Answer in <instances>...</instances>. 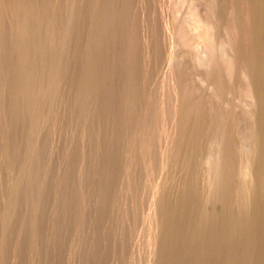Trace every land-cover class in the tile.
<instances>
[{
    "label": "rangeland",
    "instance_id": "1",
    "mask_svg": "<svg viewBox=\"0 0 264 264\" xmlns=\"http://www.w3.org/2000/svg\"><path fill=\"white\" fill-rule=\"evenodd\" d=\"M0 10H3V8L7 9V11L4 9L3 11H0V20H2V17H4L3 19L7 20V21H2L0 22L2 27V29L0 28V264H218L219 262H221V256H220V260L216 259L218 256L217 255H221L222 252V245L219 241H223L222 237H224V223H222L224 220V218H222V216L224 217V215L222 213H224L223 211V204H222V196H221V187H220V182L217 181V179L219 180V174L216 173V176L212 170L209 171L213 172L211 176H209L210 174L208 173V170L211 169V165L209 161V155H206V153L210 154L211 149H217L216 144L213 143L214 146H211L212 142H215V137L219 138L218 135V131L216 128L213 130V132L216 135L213 134V138H209L212 136V134L208 135L209 132V128H208V124L207 121H201V118L203 119L206 115H203V110L205 111V109L207 110V100H206V91H207V85H205L206 83H202L203 81L205 82L206 79L204 76L203 80H199V78H203V76H201V74L204 75V73H198V72H194L193 70V65L191 63H189V65L183 66L180 65L181 61H179L180 63L176 64L174 61V57H175V61L182 59V54H180L179 52H182V47L179 46L177 47L176 44L178 43V41H180V39L178 38L179 36H177V32L174 31L175 28V19L173 20V17L176 18L177 20V13L178 15L181 14L180 12L184 9L185 12H187L188 10V2L189 0H180V3H183L184 1H188L186 3H183V7L180 4L179 6H176L174 3L175 1L173 0H27V2L23 1V0H0ZM29 1V2H28ZM39 1V2H38ZM46 1V2H45ZM64 1V2H63ZM84 3H82V2ZM110 3H109V2ZM168 1V2H167ZM170 1V2H169ZM183 1V2H182ZM201 1V0H199ZM203 1V0H202ZM201 1V2H202ZM5 3V4H2ZM23 2V3H21ZM55 2V3H54ZM59 4H58V3ZM66 7H64L62 4ZM70 2V3H67ZM88 4H87V3ZM108 2V3H106ZM121 2V3H119ZM30 3V4H29ZM33 3V5H32ZM47 3V4H45ZM70 5V6H68ZM83 4V6L81 7V5ZM143 3V4H142ZM13 4V5H12ZM24 4V5H23ZM37 4H40V8L41 11L39 9V6ZM56 4L59 6H56ZM77 4V5H75ZM81 4V5H80ZM87 4V6L85 5ZM116 4V5H115ZM167 4H174L176 6L177 9H174L175 6L173 5H167ZM3 5V6H2ZM11 7H8V6ZM15 5V6H14ZM17 5V6H16ZM28 5V6H27ZM41 5L43 6V8L41 7ZM47 5V7H46ZM51 6L50 9L54 10L51 12V10L49 9V7ZM54 5V7H53ZM85 5V7H84ZM90 5V7H89ZM110 5V7H109ZM131 5V6H130ZM14 6V8H12ZM23 6V8H22ZM25 6V8H24ZM27 6V7H26ZM34 6V7H33ZM101 7V15H104L102 17H105V22H107V24H110L113 22V20H118L115 22V24H117L115 26V24L112 26L109 25L107 26V24L103 21L104 18H102L101 22H98V19L95 18V14L93 9L96 7ZM103 6V7H102ZM117 6V7H116ZM7 7V8H6ZM19 7V8H18ZM22 9H21V8ZM32 7V9H31ZM76 7V9H75ZM78 7V9H77ZM187 7V9L185 8ZM27 8V10H26ZM36 8V10H35ZM61 8V9H60ZM105 8V9H104ZM119 8V9H118ZM124 8V9H123ZM174 10H173V9ZM181 8V9H180ZM25 9V11L23 10ZM31 9V14L29 12V10ZM44 9V11H43ZM55 9H59V10H55ZM71 9V10H69ZM76 10L75 12H73V10ZM85 9V10H84ZM99 9V10H100ZM112 11H111V10ZM167 9V10H166ZM169 9V10H168ZM14 10V11H13ZM17 10V11H16ZM21 10V11H20ZM34 10V11H33ZM62 10V11H60ZM67 10V12H66ZM82 10V11H81ZM131 10V11H130ZM176 10V11H175ZM181 10V11H180ZM184 10L182 13H184ZM7 13H6V12ZM11 11V12H9ZM26 11H28L27 13H25ZM57 11V12H56ZM61 13H60V12ZM72 11V12H71ZM105 13L107 15L106 12H108L107 18L106 19V15L102 14ZM134 11V13H133ZM136 11V12H135ZM22 12V13H21ZM33 12V14H32ZM37 12H41V13H37ZM71 12V13H70ZM89 12V13H88ZM114 12V13H113ZM127 12V13H126ZM132 12V13H131ZM171 12H175L176 15H173V17L171 16L173 13ZM14 13V15H13ZM18 13V14H17ZM45 13V14H43ZM56 13H59L56 14ZM69 13V14H68ZM76 15H75V14ZM118 15H117V14ZM167 13V14H166ZM174 13V14H175ZM20 14V15H19ZM26 14V15H25ZM36 14V15H35ZM40 14V16H39ZM43 14V15H41ZM51 14V16H50ZM53 14V16H52ZM87 14V15H86ZM92 14V15H91ZM121 14V15H120ZM127 14V15H126ZM3 15V16H2ZM6 17H5V16ZM9 15V16H8ZM69 15V16H67ZM70 15L73 17H70ZM13 16V17H11ZM18 16V18H16ZM21 16V17H20ZM24 16V17H23ZM26 16V17H25ZM29 16V17H28ZM37 16V17H36ZM44 18H43V17ZM63 18H61V17ZM82 16L84 18H82ZM118 18H120L121 20H119ZM122 16V17H121ZM133 16V17H131ZM40 17V18H39ZM48 17V18H47ZM49 17H52L53 20H51ZM54 17V18H53ZM69 17V18H68ZM86 17H88L86 19ZM126 17V19H124ZM9 18V19H8ZM30 18V19H29ZM47 18V19H46ZM79 18V19H78ZM100 18V16H99ZM114 18V19H113ZM132 18V19H130ZM134 18V19H133ZM26 19V20H25ZM30 21H29V20ZM32 19V20H31ZM37 19L42 20V21H37ZM45 19V20H44ZM50 19V20H49ZM62 19V20H61ZM65 19V20H64ZM68 19V20H67ZM72 19V20H70ZM80 19L82 21H80ZM20 20V21H18ZM47 20V21H46ZM50 22H49V21ZM60 20V21H58ZM67 20V22H66ZM70 20V21H69ZM77 20V21H76ZM107 20V21H106ZM169 20V21H168ZM13 21V22H12ZM18 21V22H17ZM22 21V22H21ZM24 21V22H23ZM35 21V22H34ZM37 21V22H36ZM52 21V22H51ZM56 21V22H55ZM62 21V22H61ZM74 21V22H73ZM87 21V22H86ZM112 21V22H110ZM122 21V22H121ZM132 21V23H131ZM10 23L5 24V23ZM55 24H54V23ZM59 22V25L57 24ZM76 22V23H75ZM79 22V23H78ZM98 22V23H97ZM128 22V23H127ZM175 22V23H174ZM4 23V24H3ZM17 25L15 26L14 25ZM18 23V24H17ZM20 23V25H19ZM27 23V24H26ZM35 23V24H34ZM38 23L40 25H38ZM51 25H49V24ZM86 23V24H84ZM105 23V24H103ZM121 23V24H119ZM130 23V24H129ZM173 23V24H171ZM24 24V26H23ZM44 24V25H41ZM72 24V25H71ZM84 24V25H83ZM98 24V25H97ZM103 24V25H101ZM133 24V25H132ZM169 24V26L167 25ZM8 27H6V26ZM48 25V26H47ZM77 25V26H76ZM119 25V26H118ZM123 25V26H122ZM15 26V29L14 27ZM22 26V27H20ZM26 26V27H25ZM58 26V27H57ZM74 29H71L70 28ZM101 26V27H100ZM113 28H112V27ZM135 26V27H133ZM29 27V28H28ZM46 27V28H45ZM84 27V28H83ZM106 29H105V28ZM127 27V28H126ZM130 27V28H129ZM172 27V30H171ZM36 28V29H35ZM40 28V29H39ZM42 28V29H41ZM45 30H44V29ZM57 28V29H56ZM59 28V29H58ZM60 28H61V32L63 31L64 33L60 32ZM82 28V29H81ZM86 28V29H85ZM97 28L99 29V34H100V29H102L103 34L105 35L107 33V37H105L102 32L101 34L97 36ZM116 30H115V29ZM120 28V30H119ZM124 28V29H123ZM165 28H168L170 33H168V29L165 30ZM11 29V31H10ZM14 32H13V30ZM29 29V31H27ZM48 31H47V30ZM63 29V30H62ZM66 29V30H65ZM90 29V30H89ZM123 29V30H122ZM126 29V30H125ZM18 30V31H17ZM27 32H26V31ZM39 30V31H38ZM70 30V32H69ZM97 30V31H96ZM107 32H104V31ZM113 30V31H112ZM115 30V31H114ZM118 30V31H117ZM6 31V32H4ZM16 31V32H15ZM23 31V32H22ZM37 31V34L36 32ZM43 31V32H42ZM50 31H52L50 33ZM56 31V32H55ZM67 31V32H66ZM111 31V32H110ZM120 31V32H119ZM2 32V33H1ZM26 32V33H25ZM29 32V33H28ZM35 32V34H34ZM39 32V33H38ZM45 32V34H44ZM81 32V33H80ZM97 32V33H96ZM119 32V33H118ZM124 32V33H123ZM127 32V33H126ZM133 32V33H132ZM176 32V33H175ZM7 33V34H6ZM57 33V34H56ZM69 33L73 34L69 35ZM86 33V34H85ZM92 33V34H91ZM96 33V36H95ZM113 33V34H112ZM123 33V34H122ZM10 34V35H9ZM12 34V35H11ZM42 34V35H40ZM48 34V35H47ZM66 34V35H64ZM89 34V35H88ZM115 34V35H114ZM126 34H128L126 36ZM165 34H170L165 36ZM175 34V35H173ZM2 35V37H1ZM8 35V36H7ZM17 35V36H16ZM24 35V36H22ZM32 35V37H31ZM37 35V36H36ZM114 35V36H113ZM117 35V37H116ZM21 36V38H20ZM45 36V37H44ZM47 36V37H46ZM57 38H56V37ZM61 36V37H60ZM95 36L96 40H93ZM175 36L176 39H175ZM6 39H5V38ZM11 38H15V41ZM23 37V39H22ZM38 37V38H37ZM64 37V38H63ZM70 37H72L70 39ZM97 37H99L97 39ZM116 37V38H115ZM27 38V40H26ZM32 38V39H31ZM41 38V40H40ZM46 38V39H45ZM89 38V39H88ZM102 38V40H101ZM108 38V39H107ZM118 38V39H117ZM7 39H9L7 42H5ZM18 39V40H17ZM19 39L23 40L21 41V44H19ZM66 41H64V40ZM125 41H124V40ZM172 39L173 42L175 43L176 41L177 43H175L174 48L172 45ZM4 40V41H3ZM13 40V41H12ZM25 40V43H23ZM39 40V41H38ZM71 40V41H70ZM105 42H104V41ZM121 40V41H120ZM13 42V43H9V42ZM19 41V42H18ZM27 41V42H26ZM52 41V42H51ZM73 41V42H72ZM76 41V42H75ZM99 41V43L102 41L103 47L101 49L102 44H99V48H98V44L95 42ZM111 41V43H110ZM123 41V43H122ZM171 41V43H170ZM3 42V43H2ZM17 42V43H16ZM48 42V44H47ZM60 42V43H59ZM70 45H68L67 43ZM82 42V43H81ZM119 42V43H118ZM153 42V44H151ZM6 43V44H5ZM15 43V44H14ZM23 43V44H22ZM35 43V44H34ZM55 43V44H54ZM59 43V44H58ZM93 43V44H92ZM105 43V44H104ZM121 43V44H120ZM14 44V45H13ZM18 44V45H16ZM37 44V45H36ZM74 44V45H73ZM76 44V45H75ZM94 44L97 46L98 49H100L102 52L97 51H93L96 49V46H94ZM167 44V45H165ZM171 44V45H170ZM11 45V46H10ZM35 45V46H34ZM57 45V46H56ZM59 45V46H58ZM119 45V46H118ZM152 45V46H151ZM178 45V44H177ZM22 46V47H20ZM24 46V47H23ZM33 46V47H32ZM43 46V47H42ZM53 46V47H52ZM75 46V47H74ZM79 46V47H77ZM90 46V47H88ZM113 46V47H112ZM123 46V48H122ZM32 47V48H31ZM62 47V48H61ZM106 49H105V48ZM125 47V48H124ZM45 50H43V49ZM72 48V51H71ZM111 50H109V49ZM119 48V49H118ZM122 48V49H121ZM164 48V49H163ZM179 48V49H178ZM17 49H19L17 51ZM50 49V50H49ZM128 49V50H127ZM169 49L172 52H169ZM175 49H177V51L179 50V52H176ZM48 50V51H47ZM63 50V51H62ZM70 50V51H69ZM92 50V51H91ZM122 50V51H120ZM9 51V52H8ZM23 51V52H22ZM25 51V53H24ZM35 51V52H34ZM41 51V52H40ZM57 51V52H56ZM86 51V52H85ZM107 51V54H105ZM109 51V54H108ZM155 51V52H154ZM6 52V53H5ZM20 54H18V53ZM29 52V54H28ZM50 52V53H49ZM89 52V53H88ZM111 52V53H110ZM116 52V53H114ZM124 52V53H123ZM168 52V53H167ZM7 53L9 54V56L7 55ZM15 53V54H14ZM43 53V54H41ZM53 53V54H52ZM57 53V54H56ZM60 53V54H59ZM87 53V54H86ZM100 53V54H99ZM117 53H121L120 55ZM177 53V55H176ZM13 54V56H11ZM21 55V57H19ZM31 54V55H30ZM34 56H33V55ZM51 54V55H50ZM81 54V55H80ZM169 54V56L167 55ZM174 54V55H172ZM27 55H29L31 58H36V59H32L30 57H28ZM55 55V56H54ZM68 55V56H67ZM79 57H78V56ZM86 55V56H85ZM92 57H91V56ZM97 55V56H96ZM101 55V56H100ZM112 55V56H111ZM116 55V56H115ZM181 55V56H180ZM38 56V58H37ZM40 56V57H39ZM122 56V57H121ZM129 56V57H128ZM153 56V57H152ZM2 57H5L2 60ZM9 57V58H7ZM11 57L13 59H11ZM23 57V58H22ZM56 57V58H55ZM104 57V59H103ZM108 57V58H107ZM118 57V58H117ZM158 57V59H157ZM169 57V58H168ZM172 60H170V58H172ZM28 58H30L28 60ZM80 58V59H79ZM91 58V59H90ZM102 58V59H101ZM179 58V59H177ZM56 59V60H55ZM59 59H61L60 61H58ZM68 61H67V60ZM73 59V61H72ZM85 59V60H84ZM98 59V60H97ZM113 59H116L115 61ZM118 59V60H117ZM169 59V60H168ZM14 60V61H13ZM28 60V61H27ZM31 60V61H30ZM46 60V62H45ZM50 60V61H49ZM89 60V61H88ZM107 60V61H106ZM121 60V61H120ZM10 61V62H9ZM57 61V63L55 62ZM66 61V62H65ZM88 61V62H87ZM118 61V62H117ZM164 61V62H163ZM3 62V63H2ZM32 62V63H31ZM52 62V63H51ZM63 62V64H61ZM87 62V63H86ZM96 63L94 65V63ZM104 62V63H103ZM118 66H117V63ZM121 62V63H120ZM174 64L172 66V64ZM11 63V64H9ZM35 63V64H33ZM69 63V64H68ZM72 65H71V64ZM112 63V64H110ZM19 64V65H17ZM21 64V65H20ZM35 67H33V65ZM58 64V65H57ZM67 64V65H66ZM81 64V65H80ZM115 64V65H114ZM158 64V65H157ZM164 64V65H163ZM176 64V68H179L178 70L175 68L172 71V68H174ZM13 65V66H12ZM14 65H16L14 67ZM30 65V66H28ZM41 65V66H40ZM61 65V66H59ZM80 65V66H79ZM171 65V66H170ZM192 65V67H191ZM18 66V67H17ZM21 68L22 72H20V74H22V76L20 77V74H18V68ZM103 66V67H102ZM113 66V67H112ZM123 66V67H122ZM165 66V67H164ZM171 70H170V67ZM2 67V68H1ZM3 67L5 69H3ZM9 67V68H8ZM60 67V68H58ZM66 67V68H65ZM69 67V68H68ZM92 67V68H91ZM114 70H112L111 69ZM120 67V68H119ZM169 67V68H168ZM186 67V68H185ZM189 67H191L189 69ZM13 68V69H12ZM19 68V70H20ZM34 68V69H33ZM69 71H68V69ZM104 68V69H103ZM115 68V69H114ZM157 68V69H156ZM9 69V70H8ZM13 71H12V70ZM71 69V70H70ZM73 69V70H72ZM109 69V70H108ZM130 69V70H129ZM189 69V70H187ZM60 70V71H59ZM85 70V71H84ZM93 70V71H92ZM151 70V71H150ZM153 70V71H152ZM184 70V71H183ZM186 70V72H185ZM192 70V71H191ZM197 71H200V69L197 67L196 69ZM195 70V71H196ZM202 70V69H201ZM30 71V73H29ZM37 71V72H36ZM43 71V73H42ZM57 71V73H56ZM60 73H59V72ZM67 71V72H66ZM74 71V72H73ZM79 71V72H78ZM126 71V72H125ZM155 71V72H154ZM157 71V72H156ZM10 72V74H8ZM71 72V73H70ZM76 72V73H75ZM81 79H80V76ZM89 72V73H88ZM151 72V73H150ZM185 72V73H183ZM193 72V73H192ZM5 73V75L3 74ZM23 73H24V77H23ZM32 73V74H31ZM70 73V74H69ZM73 73V74H72ZM93 73V74H92ZM99 73V74H98ZM101 73V74H100ZM107 73V74H106ZM111 73V74H109ZM117 73V74H116ZM175 73V74H174ZM178 75H177V74ZM190 73V74H188ZM198 73V76H197ZM3 74V75H2ZM18 75L16 77H14L13 79V75ZM26 74L29 75L27 78ZM34 74V75H33ZM42 76H39V75ZM44 74V75H43ZM75 74V75H74ZM113 74V75H112ZM131 74V75H130ZM172 74V78L170 79V76ZM174 74V75H173ZM184 74V76H183ZM196 76H194V75ZM9 75L11 77H9ZM32 75V76H31ZM77 75V76H76ZM84 75V76H82ZM91 75V76H90ZM177 75V76H176ZM180 75L179 80L177 79V77ZM4 76V77H3ZM8 76V77H7ZM31 76V78H30ZM36 76V77H35ZM38 76V77H37ZM62 76H64L63 78H61ZM100 76V77H99ZM102 76V77H101ZM186 76V77H185ZM43 78V81L42 78ZM46 77V78H45ZM48 77V78H47ZM95 77V78H94ZM113 77V78H112ZM153 77V78H152ZM192 77V78H191ZM10 80L13 79V80ZM21 78V79H19ZM28 80V84L27 82L25 83L26 80ZM36 78V79H35ZM50 78V79H49ZM100 80H99V79ZM103 78V79H102ZM144 78V79H143ZM152 78V79H151ZM175 78L176 81L175 82ZM5 79V80H4ZM16 79V80H15ZM49 79V80H48ZM68 79V80H67ZM70 79V80H69ZM74 79V80H73ZM77 81H76V80ZM88 79V80H85ZM173 79V80H172ZM187 79V82H185ZM2 80V81H1ZM24 80V83H23ZM36 80V81H35ZM62 80V81H61ZM84 80V81H83ZM97 80V81H96ZM113 80V81H112ZM127 80V81H126ZM172 80V82L176 83L178 85V83H185L184 84V89H182V84L181 87L173 84H170L169 81ZM189 80V82H188ZM195 82H192V81ZM10 81V82H8ZM14 81V82H12ZM31 81V82H30ZM46 81V82H45ZM50 81V82H48ZM68 81V82H67ZM73 81V82H72ZM82 81V82H81ZM100 81V82H99ZM118 81V83H117ZM202 81V82H201ZM2 82V83H1ZM36 82V83H35ZM45 82V83H44ZM105 82V83H104ZM120 82V84H119ZM7 85H6V84ZM10 83H12L11 85H9ZM61 83V84H60ZM65 83V84H64ZM69 83V84H68ZM76 83V84H75ZM78 83H82V84H78ZM88 83V84H87ZM92 83V85H91ZM95 83L97 85H95ZM190 83H192L191 85H189ZM199 83V84H198ZM5 84V85H4ZM26 85V86H23ZM67 84V85H66ZM113 84V85H112ZM118 84V85H115ZM168 84V85H167ZM189 86H188V85ZM201 84V85H200ZM204 84V85H203ZM28 85V87H27ZM40 85V86H39ZM64 87H63V86ZM81 85H83L81 87ZM167 85V86H165ZM171 85H175L172 86ZM6 86V87H5ZM8 86V87H7ZM31 88H30V87ZM46 86V87H45ZM50 86V88H48ZM52 86H54V88H52ZM71 88V89H69ZM77 86V88H76ZM103 86V88H101ZM105 86V87H104ZM120 86V87H119ZM169 86V87H168ZM177 86V88H176ZM188 88H185V87ZM24 87H27V89H24ZM33 87V88H32ZM37 87V88H35ZM56 87V88H55ZM61 91L57 92L59 89ZM66 87V88H65ZM74 87V89H72ZM91 87V88H90ZM95 87V88H94ZM99 87V88H98ZM119 87V90L118 88ZM140 87V88H139ZM196 87V88H195ZM13 88V89H12ZM30 88V89H29ZM48 88V89H47ZM85 88V89H84ZM97 88V89H96ZM128 88V89H127ZM139 88V89H138ZM153 88V89H152ZM169 88H171L169 90ZM177 90H176V89ZM191 88L195 90L192 92H189L191 90ZM198 88V89H197ZM2 89V90H1ZM10 91H9V90ZM11 89L13 91H11ZM33 89V90H31ZM44 89L43 91H40ZM47 89V90H46ZM55 89V90H53ZM77 92H76V90ZM84 89V90H83ZM22 90V91H20ZM24 90V91H23ZM28 90V91H27ZM31 90V91H30ZM38 90V91H37ZM46 90V91H45ZM51 91V93L49 91ZM80 90V91H79ZM93 90V92H92ZM100 90V91H99ZM101 90L102 93H101ZM118 90V91H117ZM137 90V91H136ZM172 90V91H171ZM174 90V91H173ZM176 90V91H175ZM187 90V91H186ZM36 91V92H35ZM40 91V92H39ZM56 91V92H55ZM71 91V92H70ZM89 91V92H88ZM113 91V92H112ZM136 91V92H135ZM164 91V92H163ZM182 91V92H180ZM202 91V93H201ZM205 91V92H203ZM15 92V93H14ZM24 92H26L25 94H23V96H21ZM30 92V95H28ZM31 92H35L36 96L31 93ZM43 92V94L41 93ZM46 92V93H45ZM49 92V94H48ZM54 92V93H52ZM76 92V94H74ZM81 92V93H80ZM92 92V93H91ZM172 92V94L174 95H170V93ZM175 92V93H174ZM177 92V93H176ZM186 93V95L184 93ZM190 94H189V93ZM200 92V93H198ZM12 93V94H11ZM16 95H14V94ZM37 93H41L37 94ZM90 93V94H89ZM101 93V94H100ZM179 93V94H178ZM182 93V94H181ZM205 93V94H204ZM53 94V96L51 95ZM74 94V95H73ZM86 94V95H85ZM95 96H94V95ZM104 94V95H103ZM137 94V95H136ZM179 95L177 97V99L175 100L176 96ZM182 95V99H181V95ZM193 94V96H191ZM203 94V96H202ZM26 95L29 97H27L29 99L26 100L25 97ZM35 98H34V96ZM38 95V96H37ZM82 95V96H80ZM88 95V96H87ZM97 95V96H96ZM102 95V96H100ZM108 95V96H107ZM184 95V97H183ZM189 95V96H188ZM201 95V96H199ZM205 95V96H204ZM5 98H3V97ZM20 96V97H19ZM25 96V97H24ZM40 96V97H39ZM49 96V97H48ZM56 96V97H55ZM64 96V97H63ZM72 96V97H71ZM81 98H78V97ZM84 96V97H83ZM94 96V97H93ZM101 99H99L100 97ZM174 98L172 99L171 98ZM187 96V97H186ZM192 98H191V97ZM195 96V97H194ZM24 97V98H23ZM33 97V98H32ZM99 97V98H97ZM125 97V98H124ZM128 97V98H127ZM131 97V98H130ZM180 97V99H179ZM191 99H190V98ZM195 99H194V98ZM197 97V98H196ZM199 97H204V98H199ZM7 98V99H6ZM8 98H12L11 100L13 102H11L10 99ZM37 98H39L37 100ZM58 98V99H56ZM61 100H60V99ZM71 98V99H70ZM76 98V99H75ZM84 98V99H83ZM119 98V99H118ZM156 98V99H155ZM162 98V99H161ZM186 98V99H185ZM199 98V99H198ZM3 99V100H1ZM19 99H20V103H19ZM22 99V100H21ZM24 99V100H23ZM34 100V102H32V100ZM50 101H49V100ZM76 101H75V100ZM81 99V100H80ZM88 99V100H87ZM94 99V101H93ZM112 102L114 103H108V102ZM116 99V100H115ZM130 99V100H129ZM179 99V101H178ZM190 99V100H189ZM193 99V100H192ZM10 100V103H8V101ZM27 102H26V101ZM31 100V101H30ZM43 104H42V101ZM59 100V101H58ZM73 100V101H72ZM78 100V101H77ZM80 100V101H79ZM83 100V103H82ZM98 100V101H97ZM103 100V101H102ZM184 101L185 104L181 103V101ZM188 100V102H187ZM16 101V102H15ZM18 101V102H17ZM25 103H23V102ZM39 101V102H38ZM47 101V102H46ZM53 101V103H52ZM63 101V102H62ZM67 101V102H66ZM91 101V103L89 102ZM106 101V102H105ZM119 101V103H118ZM135 101V102H134ZM154 101V102H153ZM175 101V103H174ZM178 101V102H177ZM193 102L192 104L194 105H190V102ZM29 102V103H28ZM30 102H32V106L30 105ZM45 102V103H44ZM51 102V103H50ZM56 102V103H55ZM62 102V103H61ZM69 102V103H68ZM85 102V104H84ZM98 102V103H97ZM104 102V103H103ZM199 102V103H198ZM206 102V103H205ZM4 103V104H3ZM8 103V105H7ZM14 103L16 105H14ZM22 104V106H20ZM39 103V104H38ZM48 103V104H46ZM59 103V105H58ZM65 103V104H64ZM78 103V104H77ZM82 105H81V104ZM94 103V105H93ZM108 103V104H107ZM174 103V106L173 104ZM188 103V104H187ZM10 104V105H9ZM27 104H29V107L27 106ZM36 104V105H35ZM55 104V106H54ZM57 104V105H56ZM62 106H61V105ZM70 104V105H69ZM73 104V105H72ZM84 104V105H83ZM91 104V105H90ZM117 104V105H116ZM143 104V105H142ZM178 104L179 107H177V109H179V111L177 109H175V105ZM4 105L6 107H4ZM13 105V106H12ZM41 105V106H40ZM45 105V106H44ZM72 105V107H71ZM76 105V106H75ZM98 105V107H97ZM100 105V106H99ZM113 105V106H112ZM120 105V107H119ZM126 105V106H125ZM146 105V106H145ZM168 105H170V107L174 108L175 110H172ZM186 105L191 108H189L187 110V108L185 109L187 112H185V110L180 109L183 106ZM3 106V107H2ZM12 106V107H11ZM15 106V107H14ZM17 106L20 107L16 108ZM23 106H27L26 109ZM35 106V108H34ZM38 108H37V107ZM54 106V108H53ZM58 106V107H57ZM65 106V107H64ZM104 106V107H103ZM109 106V108H108ZM125 106V107H124ZM133 106V107H131ZM168 106V107H167ZM200 106V107H199ZM202 106V107H201ZM206 107L205 109H203L204 107ZM2 107V108H1ZM32 107V110H31ZM42 107V109L40 108ZM62 107V109H60ZM64 107V110H63ZM82 107V108H81ZM89 107V109L87 108ZM102 107V108H101ZM115 107H117L116 109H114ZM183 107V108H185ZM194 107V110L196 107H198L196 110L193 112L196 114H202L201 115H197V118H199L197 122V118L196 120H192L194 119L195 114L194 113H190L192 111ZM22 108V109H21ZM34 108V109H33ZM71 108V109H69ZM74 108V110H73ZM80 108V109H79ZM99 108V109H98ZM129 108V109H128ZM160 108V109H159ZM8 109V110H7ZM17 109L18 112H17ZM37 109V111H36ZM40 109V111H39ZM49 109H52V111L50 112ZM54 109V110H53ZM60 109V111H59ZM68 109V110H67ZM76 109V110H75ZM88 109V110H87ZM104 109V110H103ZM106 109V110H105ZM127 109V110H126ZM133 109V110H132ZM142 109V110H141ZM27 110V111H26ZM45 110V113H44ZM49 110V112H48ZM56 110V111H55ZM62 110V111H61ZM70 110H72L70 112ZM79 110V111H77ZM81 110V111H80ZM90 110V112H89ZM93 110V111H92ZM96 110V111H95ZM99 110V111H98ZM101 110V111H100ZM125 110V111H124ZM129 110V112H128ZM156 110V111H155ZM170 110V111H169ZM183 115H182V112ZM16 111V112H15ZM36 113H35V112ZM43 111V112H41ZM58 111V112H57ZM65 111V112H64ZM103 111V112H102ZM105 111V112H104ZM112 113H111V112ZM117 111V112H116ZM136 111V112H135ZM175 111V112H173ZM200 111V112H198ZM208 111V110H207ZM5 112V113H4ZM8 112V113H7ZM24 112V113H23ZM37 112H39L37 114ZM41 112V114H40ZM47 112V113H46ZM60 112V113H59ZM62 112V113H61ZM70 112V113H68ZM80 112V113H79ZM88 112V113H87ZM95 112V113H94ZM99 112V113H98ZM102 112V113H101ZM121 112V113H120ZM126 114H124V113ZM165 112V113H164ZM172 112V113H171ZM177 112V113H176ZM181 112V113H179ZM2 113V114H1ZM4 113V114H3ZM20 113V115H19ZM27 115H26V114ZM33 113V116H32ZM51 113V114H50ZM56 113V115H55ZM62 114V115H58V114ZM77 113V116H76ZM84 113V114H83ZM98 116H97V114ZM108 113V115L106 114ZM110 113V114H109ZM133 113V114H132ZM154 113V114H153ZM162 113V114H161ZM186 115H185V114ZM208 113V112H206ZM14 114V115H13ZM36 114V116L34 117V115ZM48 114V115H47ZM96 114V116H95ZM103 114V116H102ZM112 114V116H111ZM124 114V115H123ZM167 114V115H165ZM178 114V115H177ZM181 114V116L179 115ZM193 114L194 116L190 115ZM6 115V116H5ZM10 115V116H9ZM17 115H19L17 117ZM44 115V116H43ZM54 115V116H53ZM68 115V117H67ZM70 115V116H69ZM92 115V116H91ZM106 115V116H105ZM120 115V116H119ZM123 115V116H122ZM176 115V116H175ZM208 115V114H207ZM8 117L5 119V117ZM44 119H42L41 117ZM51 118H49V117ZM58 116L59 118H56ZM62 116H64L62 118ZM74 116V117H73ZM102 116V117H101ZM105 116V117H104ZM108 116V117H107ZM118 116V117H117ZM130 116V117H129ZM147 116V117H146ZM187 118L184 119L183 118ZM187 116V117H185ZM4 119H3V118ZM14 117V118H13ZM21 117H28L27 120L25 118H21ZM30 117V118H29ZM34 118V121L33 118ZM42 121H39V119ZM47 117V118H46ZM53 117V118H52ZM56 119H55V118ZM67 117V118H66ZM77 117V119H76ZM83 117V118H81ZM85 117V118H84ZM91 117V118H89ZM94 117V118H93ZM124 117V118H123ZM129 117V119H128ZM149 117V118H148ZM172 117V118H170ZM177 117L182 118L179 119L178 118V122H176V124H171V121L175 119V121H177ZM188 117H191L192 122L190 121V119ZM21 118V119H20ZM32 118V119H31ZM48 119V121L45 120ZM65 118V119H64ZM100 118V120H99ZM107 118V119H106ZM113 118V119H112ZM119 118V119H117ZM165 118V119H164ZM13 119V120H12ZM18 119V120H17ZM24 119V120H23ZM29 119V120H28ZM54 119V121H53ZM61 119V120H60ZM68 119V120H67ZM75 119V120H74ZM81 119H84L82 121H80ZM90 119V122H89ZM95 119V121H94ZM103 121H102V120ZM115 119H117V122ZM124 119H126L124 121ZM4 120V122H3ZM10 120V121H9ZM22 120V121H21ZM38 120V123H37ZM66 120V121H65ZM108 122H107V121ZM111 120V121H110ZM182 120V121H181ZM184 120V121H183ZM205 120H207V118L205 117ZM14 121V123H13ZM17 121V122H16ZM19 121V122H18ZM26 121V122H25ZM28 121V123H27ZM49 121L51 123H49ZM56 121H62V122H57ZM65 121V123H64ZM70 121V122H69ZM73 121V122H72ZM74 121L75 124L74 125ZM79 121V123L77 122ZM85 121V122H83ZM88 121V122H87ZM102 121V122H101ZM124 121V122H123ZM181 121V123H180ZM189 121V122H188ZM195 121V122H193ZM10 122V123H9ZM25 124H23V123ZM30 122V123H29ZM42 124H41V123ZM46 122V123H45ZM55 122V123H54ZM81 122V124H80ZM97 122L98 125H97ZM104 122V124H102ZM127 122V123H126ZM201 122V123H200ZM204 122V123H203ZM12 123V124H11ZM16 123V124H15ZM36 123V124H35ZM70 123V124H69ZM90 123V124H89ZM113 123V124H111ZM123 123V124H121ZM170 123V124H169ZM175 123V122H174ZM180 123V124H178ZM184 123V124H183ZM186 123V124H185ZM189 123V124H188ZM11 124V125H10ZM21 124V125H20ZM29 124V126H28ZM38 124V125H37ZM48 124V125H47ZM59 124V125H58ZM62 124V125H61ZM66 124V125H64ZM80 124V125H79ZM100 124V126H99ZM107 124V125H106ZM126 124L129 126H126ZM201 124H205L207 126L201 125ZM40 125V127H38ZM42 125V126H41ZM50 125V126H49ZM57 125V126H56ZM63 126V128L61 126ZM71 127L69 128L68 126ZM91 127H90V126ZM95 125V126H94ZM103 125V126H102ZM104 125L106 127H104ZM111 127H109V126ZM152 125V126H151ZM174 125H176L177 127H175ZM179 125V126H178ZM201 125V126H199ZM4 126V127H3ZM10 126V127H9ZM14 126V127H13ZM33 126V127H32ZM59 126L61 128H59ZM70 129H68L67 127ZM97 126V127H96ZM114 126V127H112ZM117 126V127H116ZM122 128H120V127ZM151 126V127H149ZM6 127V128H5ZM32 127V129H30ZM52 127V128H51ZM66 127V128H65ZM83 127V128H81ZM93 127V128H92ZM95 127V128H94ZM104 127V128H103ZM108 127V128H107ZM141 127V128H140ZM171 127L173 129H171ZM175 127V128H174ZM193 127V128H190ZM196 127V128H195ZM198 127V128H197ZM16 128V129H15ZM28 128V129H27ZM54 128V129H53ZM79 128V129H78ZM89 132L87 133L88 129ZM92 128V129H91ZM100 131H99V129ZM126 128V130H125ZM128 128V130H127ZM185 128H189L186 129ZM195 128V129H194ZM13 129V131H12ZM18 129V130H17ZM36 130V133L35 130ZM39 129V131L41 129L40 132L37 130ZM48 131H47V130ZM51 129H53L51 131ZM60 129V130H59ZM62 129V130H61ZM65 129V130H64ZM98 131V135L96 133V130ZM115 129V130H114ZM117 129V130H116ZM120 129V130H119ZM132 129V130H130ZM180 129V130H179ZM192 129V131H191ZM200 129V130H199ZM206 129V130H205ZM4 132H3V131ZM33 133L32 134V131ZM56 131V134L55 131ZM68 130V131H66ZM84 130V131H83ZM173 130V131H172ZM199 130V131H198ZM11 131V132H10ZM46 131V132H45ZM86 131V132H85ZM110 131V133H109ZM114 131V132H112ZM121 131V132H120ZM124 131V132H123ZM170 131L174 132L170 135ZM179 131V132H178ZM183 131V132H182ZM185 131V132H184ZM205 131H208L205 132ZM8 132V133H6ZM10 132V133H9ZM19 132V133H18ZM31 132V133H30ZM44 132V133H43ZM52 132V133H51ZM67 132V133H65ZM85 132V133H84ZM104 132V133H103ZM109 134H108V133ZM126 132H131L126 133ZM146 132V133H145ZM165 132V133H164ZM190 132V134H188ZM38 133V134H37ZM40 133V135H39ZM51 133V134H50ZM63 133V134H62ZM71 133L75 134L72 135ZM116 133V134H114ZM178 133V134H177ZM192 133V135H191ZM204 133V134H203ZM5 134V135H4ZM17 136H16V135ZM43 136H42V135ZM46 134V135H45ZM70 136V137H66L65 135ZM107 134V135H106ZM143 134V135H142ZM164 134V135H163ZM183 134V135H182ZM187 134V135H186ZM29 135V136H28ZM35 135V136H34ZM38 135V136H37ZM122 137H121V136ZM130 137H129V136ZM145 135V136H144ZM177 135V136H176ZM190 135V138H189ZM207 135V137H206ZM9 136V137H8ZM14 136V137H13ZM41 138H40V137ZM50 136V137H49ZM106 136V137H105ZM110 136V137H109ZM128 136V137H126ZM165 136V138H164ZM181 139H180V137ZM195 136V137H194ZM199 136V137H198ZM3 139H2V138ZM23 137V138H22ZM36 137V138H35ZM43 137V138H42ZM49 137V138H47ZM59 137V138H57ZM62 137V138H61ZM83 137V138H82ZM94 137V138H93ZM102 137V138H101ZM104 137V138H103ZM132 137V138H131ZM143 137V138H142ZM178 137V138H177ZM193 137L195 138L194 140L197 141V143L193 140ZM204 137V138H203ZM7 138V139H6ZM19 138V139H18ZM22 138V139H21ZM37 138H39L38 140H40L41 144L39 143V141L37 140ZM46 138V139H45ZM56 138V140H55ZM61 138V139H60ZM75 138H77L75 140ZM113 138V139H112ZM118 138V139H117ZM125 138V140H123ZM128 138V139H126ZM134 138V139H133ZM155 138V139H154ZM171 140H170V139ZM175 139L174 141L172 139ZM197 138V139H196ZM202 138V139H201ZM208 138V139H206ZM6 139V140H5ZM35 139V140H34ZM42 139V140H41ZM51 139V140H50ZM55 141H53V140ZM74 139V140H73ZM99 139V140H98ZM118 141H117V140ZM179 139V140H178ZM185 139V140H183ZM189 139V141H188ZM192 139V141H190ZM204 139V140H203ZM206 139V140H205ZM212 139V142H211ZM8 140V141H7ZM50 140V142H48ZM58 140V141H57ZM73 142H72V141ZM98 140V141H97ZM113 140V141H112ZM120 140V141H119ZM122 140V142H121ZM127 140V141H126ZM200 140V141H198ZM219 140V139H218ZM218 140H216L218 142ZM44 143H43V142ZM57 141V142H56ZM62 141V142H61ZM68 141V142H67ZM71 142V146L70 143ZM78 141V142H77ZM93 141V142H92ZM101 141V142H100ZM107 141V142H106ZM167 141V142H165ZM172 143H170V142ZM176 141V142H175ZM178 141V142H177ZM204 141V143H203ZM37 142V144H36ZM46 142V143H45ZM60 144H59V143ZM113 142L115 143V145L113 144ZM127 144H126V143ZM181 145H180V143ZM184 142V143H183ZM193 142H195V147L197 148H193L194 144ZM216 142V143H217ZM4 143V144H3ZM15 143V144H14ZM43 143V145H42ZM50 143V144H47ZM54 143V144H52ZM84 143V144H83ZM106 145H105V144ZM111 143V144H110ZM117 143V144H116ZM125 143V144H124ZM169 143L172 144V146L175 147L173 148L172 146H170V149L172 147L171 151L169 149V147H167ZM174 143V144H173ZM178 143V144H176ZM183 143V144H182ZM187 143V144H186ZM211 143V144H210ZM37 148H35L36 146ZM42 145L39 147V145ZM52 144V145H51ZM83 144V145H82ZM90 146H88V145ZM137 144L139 146H137ZM185 144V145H184ZM191 144V146L189 145ZM197 145L202 144V146L200 145V147L198 148ZM207 144L210 145L212 148H208L210 146L207 147ZM18 145V146H15ZM51 145V146H50ZM64 148H62V146ZM87 145V146H85ZM108 145V146H107ZM112 145V146H111ZM130 145V146H129ZM178 145V147H177ZM193 145V146H192ZM2 146V147H1ZM4 146V147H3ZM6 146V147H5ZM9 146V147H8ZM32 146V147H31ZM44 146V147H43ZM47 146V147H46ZM49 146V147H48ZM75 146V147H74ZM91 146H93L91 148ZM107 146V147H106ZM127 146V147H126ZM182 146V147H181ZM185 146V148L183 147ZM188 146V147H187ZM23 147V148H22ZM28 147V148H27ZM34 147V148H33ZM40 149H39V148ZM59 147V148H58ZM69 147V148H68ZM73 147V148H71ZM111 147V148H110ZM125 147V148H124ZM191 147V148H190ZM202 147V148H201ZM30 148V149H29ZM90 148V149H89ZM109 148V149H108ZM138 148V149H137ZM164 148V149H163ZM168 148L170 153H174V154H170L168 153ZM203 148H206V150H204ZM208 148V151H207ZM6 149V150H5ZM32 149V150H31ZM50 149V150H49ZM92 149V150H91ZM103 149V150H102ZM154 149V150H153ZM182 149V150H180ZM188 149V150H186ZM198 149V150H197ZM9 150V151H8ZM15 150V151H14ZM31 150V151H28ZM48 150V151H47ZM54 152H52V151ZM61 152H60V151ZM74 150V151H73ZM78 152H76V151ZM82 150V151H81ZM85 150H87V152L91 153L88 155H85ZM90 150V151H89ZM96 150V151H95ZM135 150V151H134ZM191 150V151H190ZM194 150V152H193ZM204 150V151H203ZM6 151V152H5ZM21 151V152H20ZM42 151V152H41ZM109 151V153H107ZM124 151V152H123ZM157 151V152H156ZM160 151V152H159ZM179 151V152H178ZM186 151V152H185ZM191 153H190V152ZM207 151V152H205ZM216 151V150H215ZM47 152V153H46ZM65 152V153H64ZM73 152V153H71ZM75 152V154H74ZM86 152V153H87ZM95 152V153H94ZM97 152V153H96ZM184 154H182V153ZM217 152V151H216ZM63 153V154H62ZM107 155H106V154ZM111 153V154H110ZM123 153V154H122ZM127 153V154H126ZM168 153V154H167ZM178 153V154H177ZM187 153V154H186ZM199 153V154H198ZM201 153V154H200ZM29 154V155H28ZM32 154V155H31ZM44 154V155H42ZM47 156H46V155ZM52 154V155H51ZM68 154V156H67ZM81 154H83L81 156ZM103 154V155H102ZM114 154V155H113ZM118 154V155H117ZM138 154V155H137ZM157 154V155H156ZM161 154V156H160ZM163 154V155H162ZM170 154V155H169ZM180 154V155H179ZM190 154V155H189ZM204 154V157L202 156ZM17 155V156H16ZM40 155V156H39ZM55 155V156H54ZM59 155V157L57 156ZM77 155V156H76ZM96 157H95V156ZM98 155V156H97ZM173 155L175 160L178 159L180 162H184V163H180L178 160H174ZM179 155V156H178ZM196 155V156H195ZM22 156V157H21ZM42 156V157H41ZM45 156V157H44ZM53 156V157H52ZM63 156V157H62ZM76 158H72V157ZM84 156V157H83ZM86 156V157H85ZM102 156V158H101ZM104 156H108V158H104ZM120 158H119V157ZM128 156V158H127ZM138 156V157H137ZM159 156V157H158ZM176 156V157H175ZM183 156V157H182ZM186 156V157H185ZM195 156V157H194ZM35 157V158H34ZM40 157V159H39ZM51 157V159H50ZM54 157H56L58 160H54ZM62 157V158H61ZM88 157H92L90 160L88 159ZM100 157V158H99ZM109 157H111L110 159H112V161L109 159ZM116 157H118L117 160ZM154 157V158H152ZM162 157V158H161ZM168 157V158H167ZM178 157V158H177ZM181 157V159L179 158ZM190 157V158H189ZM197 157V158H196ZM204 160H202L201 158ZM208 157V161L207 158ZM41 158H43L41 160ZM97 158V159H96ZM122 158V159H121ZM165 158V160H164ZM188 158V159H187ZM8 159V160H7ZM34 159V160H32ZM66 163H65V160ZM74 161H72V160ZM77 159V160H76ZM101 161H100V160ZM103 161L105 162H102ZM109 159V160H108ZM116 159V160H114ZM170 159V160H169ZM186 159V160H185ZM190 159V160H189ZM194 159V160H193ZM41 160V163H40ZM54 160V161H53ZM76 160V161H75ZM80 160V161H79ZM87 160V161H86ZM122 160V161H120ZM145 160V161H144ZM160 162H159V161ZM163 160V161H162ZM168 160V161H167ZM196 160V164L194 163V161ZM199 160V161H198ZM201 160V161H200ZM33 164L31 165L30 162ZM39 161V162H38ZM44 161H47L46 163ZM51 161H53L51 163ZM57 161V162H56ZM62 161V162H61ZM89 161V162H88ZM100 161V162H99ZM110 161V163L108 162ZM114 161V162H113ZM158 161V162H156ZM164 161H167L169 163V165L165 164ZM193 161V162H192ZM38 162V163H36ZM61 164H59V163ZM71 162V163H70ZM76 162V163H74ZM94 162V163H93ZM118 162V163H117ZM155 162V163H154ZM176 162V164H175ZM188 162V163H187ZM40 163V164H39ZM42 163L44 165H42ZM57 163V164H56ZM90 163V164H88ZM107 163V165H106ZM114 163V165H113ZM194 163V166L192 165ZM198 163V164H197ZM30 164V165H28ZM37 164V165H34ZM59 164V165H58ZM68 164V165H67ZM84 164V165H83ZM93 164V165H91ZM95 164V165H94ZM100 164V165H99ZM148 164V165H147ZM204 164V165H203ZM206 164V166H205ZM207 164L210 165L208 166V170L204 169L205 167H207ZM39 165V166H38ZM54 165V166H52ZM72 165V166H71ZM77 165V166H76ZM83 165V167L81 166ZM85 165H89L92 167V169H90V167L85 166ZM98 165V166H97ZM103 165V166H102ZM106 165V166H104ZM113 165V166H112ZM171 165V166H170ZM189 165V166H188ZM192 165V167H191ZM197 165H201V166H197ZM18 166V167H17ZM34 166V167H33ZM38 166V169H37ZM50 166V168H49ZM71 166V167H70ZM105 168H102V167ZM111 166V167H110ZM148 166V167H147ZM151 168H150V167ZM170 166V167H169ZM197 166V167H196ZM42 167V168H41ZM46 167V168H45ZM53 169H52V168ZM63 167V168H62ZM65 167V169H64ZM68 167V168H67ZM75 169H73V168ZM83 170H82V168ZM158 167V168H157ZM163 167V168H162ZM188 169H187V168ZM17 168V169H16ZM48 168V169H47ZM56 168V169H55ZM62 168V170H61ZM86 168V170L84 169ZM99 168V169H98ZM111 168V170H110ZM166 170H165V169ZM174 168V169H173ZM192 168V169H190ZM195 168V169H194ZM198 168V169H197ZM201 170H200V169ZM42 169V170H41ZM46 169V170H45ZM51 169V170H50ZM55 169V170H54ZM72 169V170H71ZM90 169V170H89ZM140 169V170H139ZM182 169V170H181ZM185 169V170H184ZM197 169V170H196ZM49 172H48V171ZM54 170V171H53ZM57 170V171H56ZM66 170V171H65ZM69 170V171H68ZM94 170V171H93ZM103 170V171H102ZM181 172H180V171ZM194 170V171H193ZM196 170V171H195ZM23 171V172H22ZM56 171V172H55ZM60 171H63L60 173ZM66 173H65V172ZM86 171V172H85ZM90 171V172H89ZM93 171V174H92ZM109 171V172H108ZM112 171V172H111ZM118 171V172H117ZM122 171V172H121ZM132 171V172H131ZM151 171V172H150ZM176 171V172H174ZM198 171H199V176H198ZM202 171V172H201ZM206 171V172H204ZM36 172V173H35ZM40 172V173H39ZM82 172V173H81ZM89 172V174H88ZM100 172V174H99ZM121 172V173H120ZM131 172V173H130ZM134 172V173H133ZM137 172V173H136ZM183 172V174H182ZM191 172V173H190ZM197 172V173H196ZM19 173V174H18ZM25 173V174H24ZM28 173V175H27ZM40 174V177L38 174ZM46 173V174H45ZM54 173V174H53ZM56 173V174H55ZM58 173V174H57ZM80 173V174H79ZM87 173V174H85ZM105 175H104V174ZM115 173V174H114ZM124 173V174H123ZM162 173V174H161ZM169 173V176H168ZM173 173V174H172ZM182 177H181V174ZM207 175H205V174ZM23 174V175H22ZM37 174V176H36ZM53 174V175H52ZM65 174V175H64ZM83 174V175H82ZM92 174V175H90ZM102 174V175H101ZM138 174V175H137ZM154 174V175H153ZM156 174V175H155ZM160 174V175H159ZM175 174V175H174ZM177 174V175H176ZM193 174V175H192ZM196 174V175H195ZM48 175V177L46 176ZM51 175V176H50ZM55 175V176H54ZM72 175V176H71ZM86 175V176H85ZM95 175V176H94ZM100 175V176H99ZM112 175V176H111ZM114 175V176H113ZM117 175V176H116ZM140 175V176H139ZM171 175V176H170ZM192 175V177H191ZM203 175V176H202ZM214 175V176H213ZM218 175V176H217ZM75 176V178L73 177ZM97 176V178H96ZM107 176H111V178L107 177ZM120 176V177H119ZM146 176V177H145ZM180 176V177H179ZM184 176V177H183ZM187 176V177H185ZM201 176V177H200ZM30 177V178H29ZM47 179H46V178ZM52 177V178H51ZM54 177V178H53ZM58 177V179H57ZM61 177V178H60ZM69 177V178H68ZM73 177V178H72ZM81 177V178H80ZM95 177V179H94ZM113 177V180H112ZM141 177V178H140ZM157 177V178H156ZM171 177V179H170ZM178 177V178H177ZM191 177V178H189ZM209 179H207V178ZM213 177H215V183L213 182ZM79 178V179H78ZM83 178V179H82ZM118 179L116 181V179ZM128 178V179H127ZM164 178V179H163ZM168 178V179H167ZM196 178V179H194ZM204 178V179H203ZM18 179V180H16ZM35 179V180H34ZM46 179V181L44 180ZM56 181H53V180ZM108 179V180H107ZM136 179V180H135ZM138 179V180H137ZM159 179V180H158ZM174 179V180H173ZM206 179V180H205ZM33 180V181H32ZM41 180V181H40ZM52 180V181H51ZM68 180V181H67ZM71 180V182H70ZM105 180V181H104ZM129 180V181H128ZM135 180V181H134ZM20 181V182H19ZM75 181V182H74ZM87 181V182H86ZM93 181V182H92ZM99 181V182H98ZM116 181V182H115ZM124 183H123V182ZM131 181V182H130ZM148 181V182H147ZM164 181V182H163ZM23 182V184H21ZM57 182V183H56ZM61 182V184H60ZM69 182V183H68ZM78 182V184L76 185V183ZM102 182V184L100 183ZM104 182V183H103ZM109 182V183H108ZM134 182V184H133ZM136 182V183H135ZM140 182V183H138ZM167 182V183H165ZM170 182V183H168ZM177 182V183H176ZM218 184H217V183ZM20 183V184H19ZM43 183V184H42ZM45 183V184H44ZM49 183L52 184V187ZM73 183V184H72ZM83 183V184H81ZM131 183V184H130ZM142 183V184H141ZM159 183V184H158ZM162 183V184H161ZM176 183V184H175ZM197 183V184H196ZM199 183V184H198ZM204 186H203V184ZM211 183V184H210ZM48 185V186H44V185ZM60 184V185H59ZM69 184H71L70 186H68ZM80 184V185H79ZM99 184V185H98ZM172 184V185H171ZM174 184V185H173ZM207 184V185H206ZM216 188H215V186ZM18 185V186H16ZM29 185V186H28ZM32 185H34L32 187ZM56 185V186H55ZM74 185V186H73ZM86 187H85V186ZM108 185V186H106ZM129 185V186H128ZM141 185V186H140ZM182 185V186H181ZM212 185V186H211ZM218 185V186H217ZM20 186V188H19ZM28 186V187H25ZM56 188H55V187ZM58 186V187H57ZM67 186L69 188H67ZM76 186H78L76 188ZM84 186V187H83ZM90 186V187H89ZM102 186V187H101ZM113 186V187H112ZM136 186V187H135ZM149 186V188H148ZM162 186V187H161ZM164 186H167L166 189L164 188ZM172 186V187H171ZM175 186V188H174ZM180 186V188H179ZM193 188H192V187ZM31 187V188H30ZM48 187V188H47ZM54 187V188H53ZM72 190H71V188ZM100 187V188H99ZM123 187V188H122ZM138 187V188H137ZM161 187V188H160ZM182 187V188H181ZM198 187V188H197ZM204 187V188H203ZM220 187V188H219ZM20 190H19V189ZM42 188V189H41ZM47 188V189H46ZM53 188V189H52ZM58 188V190H57ZM87 188V189H86ZM89 188V189H88ZM103 188V189H102ZM112 188V189H111ZM116 188V189H115ZM177 188V191H176ZM179 188V189H178ZM201 188V189H200ZM215 188V189H214ZM219 188V190H218ZM38 189V190H37ZM45 189V190H44ZM62 189V191H61ZM65 189V190H64ZM69 191H68V190ZM76 189V190H75ZM83 189V192H82ZM85 189V190H84ZM99 189V190H98ZM124 189V191H123ZM138 189V190H136ZM165 192H164V190ZM169 189V190H167ZM172 189V190H171ZM207 189V190H206ZM16 190V191H15ZM28 190V191H27ZM36 191L34 193V191ZM43 190V191H42ZM56 190V191H55ZM87 190V191H86ZM91 190V191H89ZM95 190V191H94ZM118 190V191H117ZM135 190V191H133ZM154 190V191H153ZM205 190V191H204ZM18 191V192H17ZM48 191V192H47ZM53 191V192H52ZM78 191V193H77ZM86 191V192H85ZM159 191V192H158ZM164 193V195L160 192ZM169 191V192H167ZM172 191V192H171ZM174 191V192H173ZM186 191V193H185ZM217 191V192H216ZM220 191V192H218ZM51 192V193H49ZM66 192V193H65ZM72 192V193H71ZM90 192V193H89ZM108 192V193H107ZM124 192V193H122ZM139 194H138V193ZM171 192V193H170ZM175 195V193H177ZM180 192V195H179ZM50 195H49V194ZM53 193V195H52ZM69 193V196H68ZM71 193V195H70ZM77 195H76V194ZM83 193V194H82ZM129 193V194H128ZM136 193L138 195H136ZM145 193V194H144ZM174 193V194H173ZM182 193V194H181ZM208 193V194H207ZM18 194V195H17ZM32 194V196H31ZM35 194L37 195V197L35 196ZM48 194V195H47ZM56 194V195H55ZM66 194V195H65ZM75 194V195H74ZM91 194V196H90ZM97 194V195H96ZM101 194V195H100ZM103 194V195H102ZM128 194V195H126ZM134 196H133V195ZM148 194V195H147ZM162 194V195H161ZM173 194V195H172ZM200 194V195H199ZM220 194V195H219ZM65 195L63 198L61 196ZM89 195V198H88ZM94 195V196H93ZM96 195V196H95ZM109 195L111 197H109ZM126 195V196H125ZM178 195V196H177ZM196 195L197 198H194ZM207 195V198H206ZM16 196V197H15ZM34 196V197H33ZM40 196V197H39ZM46 196V198H45ZM67 196V198H66ZM77 196V197H76ZM86 196V197H85ZM104 196V197H103ZM115 196V197H114ZM128 196V198H126ZM131 198H130V197ZM142 196V199L140 198ZM158 196V197H157ZM164 196V198H163ZM168 196V197H167ZM176 198H175V197ZM203 196V198L201 197ZM209 196V197H208ZM212 196V197H211ZM218 196V197H217ZM51 197V198H50ZM96 199H94V198ZM113 197V198H112ZM160 197V198H159ZM182 197V198H181ZM185 197V198H184ZM189 197V198H187ZM214 197V200H213ZM219 199H217V198ZM31 198V199H30ZM38 200H37V199ZM53 200H50V199ZM71 200H70V199ZM81 198V199H80ZM91 198V200H89ZM112 198V199H111ZM118 198V199H117ZM134 198V199H132ZM153 200H152V199ZM168 198V200H167ZM211 198V199H210ZM22 199V200H21ZM40 199V200H39ZM69 199V200H68ZM76 199V200H75ZM99 199V200H98ZM132 199V201H131ZM144 199V201H143ZM163 199V200H162ZM175 199V200H174ZM192 199V201H191ZM197 199V200H196ZM203 201H202V200ZM218 202H216L217 200ZM221 199V200H220ZM31 200V201H30ZM83 200V201H82ZM89 200V201H88ZM94 200H98V201H94ZM104 200V201H103ZM116 200V201H115ZM130 200V201H129ZM167 200V201H164ZM187 200V201H185ZM194 200V201H193ZM208 200V201H207ZM211 200V201H210ZM23 201V202H22ZM34 201V202H33ZM47 201V204L46 202ZM68 201V202H67ZM73 201V203H71ZM79 201V202H78ZM86 201V202H85ZM114 201V202H113ZM130 204H128V202ZM136 201V202H135ZM146 201V203H144ZM151 201V203H149ZM163 201V202H162ZM182 201V204H181ZM191 201V202H190ZM105 202V203H104ZM114 204H113V203ZM135 202V205H134ZM165 202H169L168 206L167 203ZM174 202V203H173ZM191 205H190V203ZM216 202V203H215ZM31 203V204H30ZM51 206H50V204ZM67 203V204H66ZM69 203V204H68ZM91 203V204H90ZM114 207H112L110 204ZM154 203V206L152 205ZM165 203V204H164ZM171 203V204H170ZM214 203V204H213ZM37 204V205H36ZM40 206H39V205ZM54 204V205H53ZM73 204V205H72ZM85 204V205H84ZM98 204V205H97ZM106 204V205H105ZM120 205V206H117ZM128 204V205H127ZM170 204V205H169ZM176 204V205H175ZM186 204V206H185ZM203 204V205H202ZM212 204V205H210ZM217 204V205H216ZM24 205V206H23ZM36 205V206H35ZM53 205V206H52ZM98 207H97V206ZM123 205V206H122ZM149 205V206H148ZM165 205V206H164ZM173 205V206H172ZM184 207V210L181 208ZM190 205V206H189ZM197 205V206H196ZM200 205V206H199ZM205 205V206H204ZM214 205V206H213ZM35 209V211L32 209ZM51 208H50V207ZM67 206V207H66ZM75 206V207H74ZM80 206V207H79ZM85 206V207H84ZM94 208H93V207ZM125 206V207H124ZM130 206V207H129ZM135 206V207H134ZM140 206V207H139ZM145 206V207H144ZM189 206V208H187ZM204 206V208H203ZM208 206V207H207ZM39 207V208H38ZM102 207V208H101ZM109 207H111V209H109ZM121 209H120V208ZM155 207V208H154ZM158 207V208H157ZM169 209H167V208ZM173 207V208H172ZM199 207V208H196ZM218 207V208H217ZM56 211H54L53 210ZM93 210H90V209ZM97 208V209H96ZM101 208V209H100ZM118 208V209H117ZM129 208V210H128ZM143 208V209H142ZM145 208V209H144ZM161 211H160V209ZM170 208L171 211H170ZM179 208V209H178ZM181 208V209H180ZM211 208V209H210ZM216 210H215V209ZM78 209V210H77ZM96 209V210H95ZM99 209L101 211H99ZM113 209V211H111ZM115 209V210H114ZM125 209V210H124ZM155 209V210H154ZM167 209V210H165ZM176 209V210H175ZM194 209V211H193ZM206 209V210H205ZM218 209V210H217ZM39 210V211H38ZM43 210V213H42ZM121 210V211H120ZM136 210V211H135ZM139 210V211H138ZM142 210V211H141ZM145 210V211H144ZM159 210V211H158ZM165 210V211H164ZM178 210V211H177ZM180 210H182V212H180ZM188 210V211H186ZM199 210V211H198ZM209 210V211H208ZM215 210V211H214ZM29 211V212H28ZM38 211V212H37ZM73 213L70 215L69 214ZM77 211V212H76ZM131 211V213L129 212ZM163 211V212H162ZM176 211V212H175ZM193 211V212H192ZM196 211V212H195ZM205 211L207 213H205ZM217 211V212H216ZM222 211V213H221ZM232 211V219L230 221L229 227H231L232 229H230V233L233 235H235V231H236V222L233 221L235 220V210H231ZM31 212V214H29ZM37 212V213H36ZM55 212V213H54ZM113 212H116L115 215L113 214ZM136 212V213H135ZM153 212V213H152ZM186 214H184V213ZM199 214H198V213ZM209 212V213H208ZM216 213V214H213ZM33 213V214H32ZM77 213V214H76ZM101 215H100V214ZM105 213L107 215H105ZM128 213V214H126ZM156 213V216H154ZM160 213V214H159ZM175 213V214H174ZM177 213V214H176ZM196 213V214H195ZM204 213V214H203ZM27 214V215H25ZM66 214V215H65ZM69 214V215H68ZM119 214V215H118ZM135 214L137 216H135ZM146 214V215H145ZM161 215L159 218V215ZM172 214V215H171ZM179 214V215H178ZM191 214V217H189ZM55 215V216H54ZM97 215V216H96ZM105 215V216H104ZM145 215V217H144ZM171 215V216H169ZM181 215V216H180ZM184 215V216H183ZM188 215V216H187ZM197 215V216H196ZM204 215V216H203ZM33 216V218H32ZM61 216V217H60ZM90 216V219H89ZM104 216V217H103ZM132 216V217H131ZM140 216V217H139ZM173 216H175L173 218ZM197 218H196V217ZM216 216V217H215ZM75 217V218H74ZM79 217V218H78ZM88 217V218H87ZM91 217L92 220L91 221ZM168 217V218H165ZM183 217V218H182ZM200 217V218H199ZM202 217V218H201ZM234 217V218H233ZM43 218V219H41ZM57 218V219H56ZM67 218V219H66ZM78 218V220H77ZM82 218V219H81ZM95 218V219H94ZM124 218V219H123ZM130 218V219H128ZM140 218V219H138ZM196 220H195V219ZM207 218V219H206ZM213 218V219H212ZM220 218V219H219ZM38 219L40 220V222L38 221ZM70 221H69V220ZM76 221H75V220ZM132 219V220H131ZM159 219V220H158ZM168 219V220H167ZM173 219V220H172ZM175 219V220H174ZM184 219V220H183ZM187 219V220H186ZM31 220V221H30ZM37 220V222H36ZM54 220V221H53ZM88 220V221H87ZM98 220V221H97ZM101 220V221H99ZM156 220V221H155ZM177 220V221H176ZM181 220V221H180ZM186 220V221H185ZM192 220V221H191ZM198 220V221H197ZM201 220V221H199ZM211 220V221H208ZM30 221V222H29ZM66 221V223H65ZM68 221V224H67ZM85 221V222H84ZM107 221V222H106ZM131 221V222H130ZM148 221V222H147ZM175 221V222H174ZM196 221V224L194 223ZM219 221V222H217ZM233 221V222H232ZM40 223V226L37 225ZM45 222V224H44ZM47 222V223H46ZM56 222V223H55ZM58 222L60 223V225L58 224ZM75 222V223H74ZM78 222V223H77ZM89 222V224H88ZM96 222V224H95ZM139 222V223H138ZM155 222L157 223V225L155 224ZM173 222V223H171ZM183 222V224L181 223ZM200 222V223H199ZM203 222V223H202ZM37 223V224H36ZM42 223V224H41ZM53 223V224H52ZM74 223V224H73ZM80 223V224H79ZM92 223V224H91ZM112 223V225H111ZM115 223V224H114ZM117 223V224H116ZM132 223V224H131ZM135 223L137 225H135ZM168 223V224H167ZM176 223V224H175ZM177 223H179L177 225ZM186 223V224H185ZM189 223V224H188ZM211 223V224H210ZM222 223V224H221ZM36 224V225H35ZM44 224V226H43ZM50 224V225H49ZM52 224V225H51ZM62 224V226H61ZM66 224V226H65ZM84 224V225H83ZM105 224H109V225H105ZM126 224V225H125ZM163 224V226H161ZM198 224V225H197ZM209 224V225H206ZM33 225V226H32ZM82 226L79 227L78 226ZM87 226L86 230L85 227ZM90 225V226H88ZM92 225V227H91ZM96 225V226H95ZM106 229H105V227ZM115 225V227H114ZM132 225V226H131ZM135 225V226H134ZM159 225V228L163 227L160 229L161 232H158L159 229H157ZM180 225V226H179ZM184 225H187L185 227H183ZM192 225V226H191ZM204 225V226H203ZM216 225V227L214 226ZM35 226V228H37L35 230H33V227ZM73 226V227H72ZM77 226V228H75ZM85 226V227H83ZM101 226V228H99ZM109 226V227H108ZM124 226V227H123ZM151 228H150V227ZM156 226V227H155ZM212 226V228L210 227ZM39 227V228H38ZM52 227V228H51ZM119 227V228H118ZM175 227V228H174ZM192 227V228H191ZM196 227L198 230H196ZM209 227V228H208ZM215 227V228H214ZM220 227V228H219ZM45 228V229H43ZM49 228V230H48ZM73 228V229H72ZM102 229L101 231L98 229ZM111 228V229H110ZM115 228V229H114ZM134 228V229H133ZM139 230H137V229ZM156 228V229H155ZM173 228V229H172ZM223 228V229H222ZM54 231H53V230ZM82 229L83 233H82ZM115 231H114V230ZM117 229V230H116ZM119 229V230H118ZM135 229L137 231H135ZM155 229V230H154ZM165 229V230H163ZM169 229V230H168ZM187 229V230H186ZM192 229V230H190ZM200 229V231H199ZM206 229V230H205ZM30 230V232L28 231ZM43 230V231H42ZM97 230V231H95ZM106 230V231H105ZM121 230V231H120ZM173 230V231H172ZM175 230V231H174ZM177 230V233H175ZM183 230V231H182ZM205 230V231H204ZM34 231V232H33ZM59 233H57V232ZM60 231L63 233H60ZM85 231V232H84ZM95 231V232H94ZM100 231V232H99ZM110 231V232H109ZM113 231V233H111ZM124 231V232H122ZM135 231V232H134ZM156 233H155V232ZM163 231V233H162ZM174 233H172V232ZM182 232L179 233V232ZM212 231V232H210ZM45 232L47 233V236L45 234ZM50 232V233H49ZM52 232V233H51ZM76 232H78L77 234H75ZM91 232V233H88ZM97 232V233H96ZM100 236H99V233ZM105 232V233H104ZM118 232V233H117ZM151 232V233H148ZM184 232V233H183ZM200 232V233H199ZM44 233V234H43ZM55 233V234H54ZM95 235H94V234ZM101 233H102V237H101ZM110 233V234H108ZM131 233V235H130ZM155 237H154V235ZM167 233V234H165ZM170 233V235H169ZM207 233V234H206ZM212 233V234H210ZM35 236H34V235ZM73 234V235H72ZM85 234V235H83ZM93 234V235H92ZM120 236H119V235ZM129 234V235H128ZM142 234V235H141ZM157 234V236H156ZM181 234V235H180ZM192 234V235H191ZM217 234V235H216ZM221 234H223L221 236ZM230 234V235H231ZM51 238H50V236ZM94 237V238H92ZM110 235V236H109ZM112 235V236H111ZM116 235V236H114ZM118 235V236H117ZM124 235V236H122ZM137 235V236H136ZM163 235V236H162ZM176 235V237L174 236ZM183 235V236H182ZM207 235V236H206ZM210 237H209V236ZM56 238H55V237ZM78 236V238H77ZM84 236V237H83ZM114 236V237H113ZM127 236V237H126ZM161 236V237H159ZM169 236V237H167ZM172 236V237H170ZM186 236V238H185ZM45 237V238H44ZM59 237V240H58ZM82 237V238H81ZM91 237V238H89ZM97 237V238H96ZM112 237V238H111ZM117 237V238H116ZM120 237V239L118 238ZM129 237V238H128ZM153 237V239H152ZM161 239V241H159V239ZM193 237V238H192ZM212 237V238H211ZM218 237V238H216ZM67 238V240L65 239ZM85 238V239H84ZM122 238V240H121ZM138 238V239H137ZM199 239V241L197 242V239ZM215 238V239H214ZM43 239V240H42ZM90 239V240H89ZM97 239V241H96ZM99 239V240H98ZM101 239V240H100ZM109 241H108V240ZM116 239V240H115ZM144 239V240H143ZM152 239V241H151ZM155 239H158L157 241L160 243H158ZM167 242H165V240H167ZM185 239V240H184ZM187 239V240H186ZM192 239V240H191ZM46 240V241H45ZM50 242H49V241ZM56 240V242H55ZM84 240V241H83ZM89 240V241H87ZM94 242H93V241ZM118 240V241H117ZM126 240V241H124ZM133 242H132V241ZM174 240V241H173ZM183 240V241H182ZM201 240V241H200ZM213 240V241H212ZM43 241V242H42ZM71 241V243H69ZM116 241V242H115ZM122 241V242H121ZM129 241V242H128ZM154 241H156L157 244L161 245H157L154 243ZM178 241V242H176ZM193 241V243H192ZM60 244H59V243ZM68 242V243H67ZM96 242H97V246H96ZM113 242V243H112ZM127 242V243H126ZM142 242V243H141ZM151 242V243H150ZM164 242V243H163ZM169 242V243H168ZM201 244H200V243ZM219 242V243H218ZM75 243V244H74ZM82 243V244H81ZM90 244V246L88 244ZM93 243V244H92ZM102 243V244H100ZM109 243V244H108ZM123 243V244H122ZM126 245H125V244ZM132 243V244H131ZM153 243V244H152ZM171 243V244H170ZM174 243V244H173ZM184 246L181 245V244ZM184 243V244H183ZM209 243V244H207ZM44 244V245H43ZM85 244V245H84ZM127 244H129V246H127ZM156 248H155V245ZM165 245L164 247H162L163 245ZM220 244V245H219ZM57 245V246H55ZM67 245V246H66ZM91 247L90 249L87 250V248ZM93 245V246H92ZM121 245V246H120ZM125 245V246H124ZM171 245V246H170ZM212 245L211 248H209ZM30 246V247H29ZM36 246V247H35ZM52 246V248L50 247ZM62 246V247H61ZM68 247V249L66 247ZM84 248H83V247ZM86 246V247H85ZM96 246V247H95ZM112 246V247H111ZM134 246V247H133ZM145 246V247H144ZM153 246V249H151V247ZM176 246V247H175ZM180 246V247H178ZM196 246V247H195ZM202 246V247H201ZM209 246V247H208ZM46 247V248H45ZM57 247V248H56ZM61 247V248H60ZM73 247V248H72ZM79 247V248H78ZM82 247V248H81ZM95 247V248H94ZM101 249H99V248ZM114 247V249H113ZM121 247V248H120ZM128 248V251L126 250ZM142 247V248H141ZM158 247V248H157ZM162 247V248H161ZM173 247V248H172ZM182 247V248H181ZM199 247V248H198ZM214 247V248H213ZM32 248V249H31ZM51 248V249H49ZM54 248V249H53ZM140 248V249H139ZM165 248H169V252L167 249ZM187 248V249H186ZM205 248V249H203ZM207 248L209 249V251L207 250ZM218 248V249H217ZM75 249V250H74ZM78 249V251H77ZM103 249V250H102ZM137 249V250H135ZM165 249V250H164ZM184 249V251H183ZM193 249V250H192ZM216 249L217 251L220 249V252L214 250ZM42 250V251H41ZM90 250V251H89ZM150 250V251H149ZM172 252H171V251ZM206 250V251H205ZM65 251V252H64ZM142 251V252H141ZM146 251V252H145ZM159 251V252H158ZM167 251V252H165ZM187 251V252H185ZM194 251V254H192V252ZM214 253V259L212 252ZM216 251V253H215ZM59 252V253H58ZM65 254H64V253ZM74 252V253H73ZM89 252H93V253H89ZM101 254H100V253ZM104 252V253H103ZM108 252V254H107ZM135 252V253H134ZM174 252V253H173ZM197 252V253H196ZM204 252V253H203ZM209 252V253H208ZM54 253V254H53ZM59 255H58V254ZM67 253H69L67 255ZM73 253V254H71ZM134 253V254H133ZM151 253V254H150ZM171 253V254H170ZM182 253V254H181ZM186 253V254H185ZM40 254V255H39ZM56 254V255H55ZM64 256H63V255ZM74 254H75V259H74ZM110 254V255H109ZM141 256H140V255ZM156 254L155 257H153ZM176 254V255H175ZM178 254V255H177ZM207 254V255H206ZM209 254V255H208ZM46 255V256H45ZM53 255V256H50ZM72 255L73 258H71ZM92 257H91V256ZM100 255V256H99ZM148 255V256H147ZM152 255V256H151ZM165 255H168L167 257H165ZM170 255V257H169ZM188 255V256H187ZM191 255V256H190ZM204 255V256H203ZM206 255V256H205ZM50 256V257H49ZM62 256V257H61ZM84 256V258H83ZM88 258H87V257ZM95 256V257H94ZM108 256V257H107ZM150 256V257H149ZM173 256H175L173 258ZM183 256V257H182ZM185 256V258H184ZM211 258H209V257ZM46 257V259H45ZM53 257V259H52ZM57 257V258H56ZM59 257V258H58ZM65 257V258H64ZM82 257V259L80 258ZM97 257V258H96ZM100 257V259H99ZM102 257V258H101ZM160 257V258H159ZM188 257V258H187ZM191 259H190V258ZM193 257V258H192ZM195 257V258H194ZM197 257V258H196ZM50 258V260H49ZM71 258V259H70ZM78 258V259H77ZM91 258V259H89ZM107 258V259H106ZM110 258V260H109ZM150 258V259H149ZM153 258V259H152ZM170 258V259H169ZM184 258V259H183ZM209 260H213L210 262H207L208 259ZM58 261H57V260ZM83 260L82 262L80 261ZM99 259V260H98ZM103 259V261H102ZM162 261H161V260ZM178 259V260H177ZM182 259V260H181ZM189 259V260H188ZM194 259V262L193 260ZM205 259V260H204ZM60 260V261H59ZM74 260V261H73ZM87 260V262H86ZM89 260L91 261L89 263ZM109 260V261H108ZM168 260V261H167ZM174 260V261H171ZM176 260V262H175ZM192 260V261H191ZM200 260V263H199ZM215 262L217 263H214ZM99 261V262H98ZM121 261V263H120ZM129 261V262H128ZM165 261V262H164ZM196 261V262H195ZM47 262V263H46ZM54 262V263H53ZM59 262V263H58ZM94 262V263H93ZM179 262V263H178Z\"/></svg>",
    "mask_w": 264,
    "mask_h": 264
},
{
    "label": "bare ground",
    "instance_id": "2",
    "mask_svg": "<svg viewBox=\"0 0 264 264\" xmlns=\"http://www.w3.org/2000/svg\"><path fill=\"white\" fill-rule=\"evenodd\" d=\"M12 1V0H11ZM16 1V0H15ZM19 1V0H18ZM21 1V0H20ZM19 1V2H20ZM24 2L26 1L27 2V0H23ZM30 1V0H29ZM28 1V2H29ZM32 1V0H31ZM30 1V2H31ZM34 1V0H33ZM44 1V0H43ZM48 1V0H47ZM51 1V0H50ZM57 1H59V0H57ZM74 1V0H73ZM76 1V0H75ZM80 1V0H79ZM83 1H85V0H83ZM87 1V0H86ZM92 1V0H91ZM94 1V0H93ZM105 1V0H104ZM139 1V0H138ZM171 1V0H170ZM169 1V2H170ZM173 1V0H172ZM175 1V5L176 6H179L180 4L182 5V7H183V3H186V2H188V1H182L183 3H180V0H174ZM202 1V0H201ZM201 1H199V0H189V2H188V10H187V12H185V10H184V13H182L183 12V10L180 12L181 14H179L178 15V13H179V11L178 12H176L177 13V20H176V18L175 17H173V15H176V13L174 14L173 12H171V13H173L171 16L173 17V20L175 19V22H176V24H175V28H176V30L174 29V31H176L177 32V36H179L178 38L180 39V41H178V40H176V41H178V43L175 41V43H177L176 44V46L177 47H179V46H181L182 47V52H179V50L177 51V49H175V51L176 52H179L180 54H182V59H179V58H177V59H179V60H176L175 61V57H174V60H172L173 59V57L172 58H170V60H172V61H174L176 64H178V63H180L179 61H181V64L180 65H183V66H186V65H189V63H191L192 65H193V69H195V67H196V69H197V67L200 69V71H197L196 69V71L195 70H193L194 72H200V73H204V75L203 74H201V76H203V78L201 79V78H199V76H198V73H197V76H198V79L199 80H203L204 79V76H205V78L206 79H204V80H206L205 82L203 81H201L202 83H206L205 85H207L206 87V89H207V91H206V100H207V110L205 109L206 107H204L203 109H205V111L203 110V117H204V114L206 115L205 117L207 118V120H205V117L202 119L201 118V121H207V123L206 124H208V130H209V134L208 135H210V134H212V136L211 137H209V138H213L214 139V137H215V142H212V139H211V142H212V144H211V146H214L213 145V143L214 144H216V146H217V149H211V151H210V154H209V152H208V154L206 153V155H209V161H208V157H206L207 158V161H208V163L210 162V165H211V169H209L208 170V166H210V165H208L207 164V167H205L204 169L206 170H208V173H209V171L210 170H212L213 169V171H214V173L213 172H210L209 174V176H211L212 175V173L213 174H215V176H216V173H218L219 174V180L217 179V181H219L220 182V187H221V196H222V204H223V211H224V213H222V211H221V213L224 215V217L222 216V218H224V220H222L223 222L222 223H224V237H222V239H223V241L221 240V241H219L220 243L221 242H223V245H222V243H221V245H222V247H221V249H222V252H221V255H217L218 257L216 258L217 260L220 258V256H221V262H219V261H217V262H219L218 264H264V0H203L202 2ZM35 2V1H34ZM39 2V1H38ZM41 2H42V0H41ZM46 2V1H45ZM49 2V1H48ZM64 2V1H63ZM82 2V1H81ZM109 2V1H108ZM108 2H106V3H108ZM168 2V1H167ZM0 3H1V1H0ZM21 3H23V2H21ZM55 3V2H54ZM58 3V2H57ZM67 3H70V2H67ZM66 3V4H67ZM83 3V2H82ZM81 3V4H82ZM87 3V2H86ZM110 3V2H109ZM119 3H121V2H119ZM2 4H5V3H3L2 2ZM30 4V3H29ZM45 4H47V3H45ZM59 4V3H58ZM61 4H62V2H61ZM71 4V3H70ZM80 4V5H81ZM84 4V3H83ZM83 4L81 5V7L83 6ZM88 4V3H87ZM87 4H85L86 6H87ZM143 4V3H142ZM173 4V5H174ZM187 4V3H186ZM6 5V4H5ZM13 5V4H12ZM11 5V6H12ZM24 5V4H23ZM32 5H33V3H32ZM38 6L40 5V4H37ZM63 5V4H62ZM68 5V4H67ZM75 5H77V4H75ZM85 5H84V7H85ZM116 5V4H115ZM167 5H172V4H167ZM172 5V6H173ZM174 5V6H175ZM3 6V5H2ZM10 5L8 6V7H11ZM15 6V5H14ZM14 6L12 7V8H14ZM17 6V5H16ZM28 6V5H27ZM26 6V7H27ZM51 6L52 5H50V7H49V9L51 8ZM56 6H58L57 4H56ZM64 6V5H63ZM68 6H70V5H68ZM131 6V5H130ZM176 6H175V8L174 9H177L176 8ZM34 7V6H33ZM41 7L43 8V6L41 5ZM46 7H47V5H46ZM53 7H54V5H53ZM59 7V6H58ZM65 7V6H64ZM67 7V6H66ZM65 7V8H66ZM71 7V6H70ZM89 7H90V5H89ZM103 7V6H102ZM109 7H110V5H109ZM117 7V6H116ZM7 8V7H6ZM19 8V7H18ZM21 8V7H20ZM22 8H23V6H22ZM21 8V9H22ZM24 8H25V6H24ZM55 8V7H54ZM54 8H52V9H54ZM101 7L99 6V7H96V8H94L93 9V11H94V14H95V18L96 19H98V22L99 23H102L104 20H105V17H102V16H104V15H101V9H100ZM186 9H187V7H185ZM0 9H2V8H0ZM5 8H3V10H4ZM15 9V8H14ZM31 9H32V7H31ZM31 9L29 10V12L31 11ZM39 9H40V11H41V8H40V6H39ZM52 9H50L51 10V12L52 11H54V10H52ZM61 9V8H60ZM75 9H76V7H75ZM73 10V12H75L76 10ZM77 9H78V7H77ZM100 9V10H99ZM105 9V8H104ZM119 9V8H118ZM124 9V8H123ZM173 9V8H172ZM173 9V10H174ZM181 9V8H180ZM3 10H0V11H3ZM6 11H7V9H5ZM24 11H25V9H23ZM26 10H27V8H26ZM35 10H36V8H35ZM55 10H59V9H55ZM69 10H71V9H69ZM85 10V9H84ZM111 10V9H110ZM167 10V9H166ZM169 10V9H168ZM5 11V12H6ZM14 11V10H13ZM17 11V10H16ZM21 11V10H20ZM34 11V10H33ZM43 11H44V9H43ZM60 11H62V10H60ZM59 11V12H60ZM82 11V10H81ZM112 11V10H111ZM131 11V10H130ZM176 11V10H175ZM9 12H11V11H9ZM28 11H26L25 13H27ZM57 12V11H56ZM66 12H67V10H66ZM72 12V11H71ZM70 12V13H71ZM136 12V11H135ZM7 13V12H6ZM22 13V12H21ZM37 13H41V12H37ZM61 13V12H60ZM89 13V12H88ZM107 13V15H108V12H106ZM114 13V12H113ZM127 13V12H126ZM132 13V12H131ZM133 13H134V11H133ZM1 14H2V12H1ZM1 14H0V16H1ZM18 14V13H17ZM28 14V13H27ZM30 14H31V12H30ZM32 14H33V12H32ZM43 14H45V13H43ZM43 14H41V15H43ZM56 14H58L59 15V13H56ZM69 14V13H68ZM75 14V13H74ZM77 14V13H76ZM75 14V15H76ZM102 14H105V13H103V11H102ZM117 14V13H116ZM167 14V13H166ZM13 15H14V13H13ZM20 15V14H19ZM26 15V14H25ZM34 15V14H33ZM36 15V14H35ZM74 15V16H75ZM87 15V14H86ZM92 15V14H91ZM106 15V14H105ZM107 15H106V19H109V18H107ZM118 15V14H117ZM121 15V14H120ZM127 15V14H126ZM3 16V15H2ZM5 16V15H4ZM9 16V15H8ZM39 16H40V14H39ZM50 16H51V14H50ZM52 16H53V14H52ZM67 16H69V15H67ZM73 16V17H74ZM99 16H100V18H99ZM109 16V15H108ZM6 17V16H5ZM11 17H13V16H11ZM21 17V16H20ZM24 17V16H23ZM26 17V16H25ZM29 17V16H28ZM37 17V16H36ZM43 17V16H42ZM61 17V16H60ZM70 17H72L71 15H70ZM72 17V18H73ZM85 17V16H84ZM83 16H82V18H84ZM104 18L103 19V21L101 22V20H102V18ZM117 17V16H116ZM118 17H120V16H118ZM117 17V18H118ZM122 17V16H121ZM131 17H133V16H131ZM4 17H2V20H0V22H2L3 20L4 21H7V20H5V19H7V18H5V19H3ZM16 18H18V16L16 17ZM40 18V17H39ZM44 18V17H43ZM48 18V17H47ZM46 18V19H47ZM51 20H53L52 19V17H49ZM54 18V17H53ZM61 18H63V17H61ZM69 18V17H68ZM88 17H86V19H87ZM9 19V18H8ZM30 19V18H29ZM28 19V20H29ZM49 19V20H50ZM79 19V18H78ZM114 19V18H113ZM119 20H121L120 18H118ZM124 19H126V17L124 18ZM130 19H132V18H130ZM134 19V18H133ZM26 20V19H25ZM32 20V19H31ZM40 20V19H39ZM38 19H37V21H39ZM45 20V19H44ZM48 20V21H49ZM62 20V19H61ZM65 20V19H64ZM68 20V19H67ZM67 20H66V22H67ZM70 20H72V19H70ZM69 20V21H70ZM88 20V19H87ZM18 21H20V20H18ZM17 21V22H18ZM30 21V20H29ZM36 21V22H37ZM40 21H42V20H40ZM47 21V20H46ZM58 21H60V20H58ZM77 21V20H76ZM80 21H82L81 19H80ZM107 21V20H106ZM116 21H118V20H116ZM115 20H113V22L112 21H110V22H112V23H110V24H107V22H105L106 24H107V26L109 25V27H110V25H114L115 24V22H116ZM169 21V20H168ZM13 22V21H12ZM22 22V21H21ZM24 22V21H23ZM35 22V21H34ZM50 22V21H49ZM52 22V21H51ZM56 22V21H55ZM62 22V21H61ZM74 22V21H73ZM87 22V21H86ZM97 22V23H98ZM119 22V21H118ZM122 22V21H121ZM174 22V23H175ZM5 23V22H4ZM3 23V24H4ZM54 23V22H53ZM76 23V22H75ZM79 23V22H78ZM105 23H103V24H105ZM128 23V22H127ZM131 23H132V21H131ZM5 24H7V26H8V24H10V23H5ZM18 24V23H17ZM27 24V23H26ZM35 24V23H34ZM49 24V23H48ZM55 24V23H54ZM58 25H59V22L57 23ZM84 24H86V23H84ZM83 24V25H84ZM103 24H101V25H103ZM105 24V25H106ZM119 24H121V23H119ZM130 24V23H129ZM171 24H173V23H171ZM14 25H15V23H14ZM19 25H20V23H19ZM38 25H40L39 23H38ZM41 25H44V24H41ZM49 25H51V24H49ZM72 25V24H71ZM98 25V24H97ZM117 24H115V26H116ZM133 25V24H132ZM168 26H169V24H167ZM174 25V24H173ZM0 26H3V25H1L0 24ZM6 26V25H5ZM6 26V27H7ZM15 26H17V25H15ZM15 26H13L14 27V29H15ZM23 26H24V24H23ZM48 26V25H47ZM77 26V25H76ZM111 26V27H112ZM119 26V25H118ZM123 26V25H122ZM20 27H22V26H20ZM26 27V26H25ZM58 27V26H57ZM101 27V26H100ZM133 27H135V26H133ZM1 29H2V27H0ZM8 28V27H7ZM29 28V27H28ZM46 28V27H45ZM70 28H71V26H70ZM84 28V27H83ZM105 28V27H104ZM107 28V27H106ZM105 28V29H106ZM113 28V27H112ZM127 28V27H126ZM130 28V27H129ZM36 29V28H35ZM40 29V28H39ZM42 29V28H41ZM44 29V28H43ZM57 29V28H56ZM59 29V28H58ZM71 29H74V27L73 28H71ZM82 29V28H81ZM86 29V28H85ZM103 29V28H102ZM102 29H100V31L102 32V34H103V31H102ZM115 29V28H114ZM124 29V28H123ZM122 29V30H123ZM168 28H165V30H167ZM13 30V29H12ZM45 30V29H44ZM47 30V29H46ZM63 30V29H62ZM66 30V29H65ZM90 30V29H89ZM98 30V31H97ZM97 36H98V34H99V29L97 28ZM116 30V29H115ZM114 30V31H115ZM119 30H120V28H119ZM126 30V29H125ZM171 30H172V27H171ZM10 31H11V29H10ZM18 31V30H17ZM26 31V30H25ZM27 31H29V29L27 30ZM26 31V32H27ZM39 31V30H38ZM48 31V30H47ZM108 31V30H107ZM106 30L104 31V32H107ZM113 31V30H112ZM118 31V30H117ZM168 31H169V29H168ZM4 32H6V31H4ZM13 32H14V30H13ZM16 32V31H15ZM23 32V31H22ZM25 32V33H26ZM36 32V34H37V31H35ZM35 32H34V34H35ZM43 32V31H42ZM52 31H50V33H51ZM56 32V31H55ZM60 32H61V28H60ZM67 32V31H66ZM69 32H70V30H69ZM101 32H100V34H101ZM111 32V31H110ZM120 32V31H119ZM118 32V33H119ZM175 32V33H176ZM2 33V32H1ZM29 33V32H28ZM39 33V32H38ZM61 33H64L63 31L61 32ZM81 33V32H80ZM96 33H95V36H96ZM124 33V32H123ZM122 33V34H123ZM127 33V32H126ZM133 33V32H132ZM168 33H170V31L168 32ZM7 34V33H6ZM44 34H45V32H44ZM57 34V33H56ZM86 34V33H85ZM92 34V33H91ZM99 34V35H100ZM113 34V33H112ZM171 34V33H170ZM170 34H165V36H167V35H170ZM10 35V34H9ZM12 35V34H11ZM40 35H42V34H40ZM48 35V34H47ZM64 35H66V34H64ZM69 35H73L72 33L70 34L69 33ZM89 35V34H88ZM104 35V34H103ZM105 35H107V33L105 34ZM104 35V36H105ZM115 35V34H114ZM113 35V36H114ZM128 34H126V36H127ZM173 35H175V34H173ZM8 36V35H7ZM17 36V35H16ZM22 36H24V35H22ZM37 36V35H36ZM95 36H94V39L93 40H96L95 39ZM171 36V35H170ZM177 36H175V39H176V37ZM1 37H2V35H1ZM25 37V36H24ZM31 37H32V35H31ZM45 37V36H44ZM47 37V36H46ZM56 37V36H55ZM61 37V36H60ZM73 37H74V35H73ZM105 37H107V36H105ZM116 37H117V35H116ZM115 37V38H116ZM3 38V37H2ZM5 38V37H4ZM20 38H21V36H20ZM33 38V37H32ZM31 38V39H32ZM38 38V37H37ZM57 38V37H56ZM64 38V37H63ZM72 37H70V39H71ZM99 37H97V39H98ZM1 39V38H0ZM6 39V38H5ZM9 39H10V37H9ZM9 39H7L5 42H7ZM11 39H13V38H11ZM10 39V40H11ZM22 39H23V37H22ZM46 39V38H45ZM89 39V38H88ZM100 39V38H99ZM108 39V38H107ZM118 39V38H117ZM14 41H15V38L13 39ZM12 40V41H13ZM18 40V39H17ZM26 40H27V38H26ZM40 40H41V38H40ZM64 40V39H63ZM101 40H102V38H101ZM124 40V39H123ZM4 41V40H3ZM9 42V43H13V42ZM20 41V42H19ZM19 44H21V41H23V40H20L19 39ZM39 41V40H38ZM64 41H66V40H64ZM71 41V40H70ZM104 41V40H103ZM121 41V40H120ZM125 41V40H124ZM27 42V41H26ZM52 42V41H51ZM73 42V41H72ZM76 42V41H75ZM94 42V41H93ZM96 42V41H95ZM94 42V43H95ZM105 42V41H104ZM3 43V42H2ZM17 43V42H16ZM23 43H25V40H24V42ZM22 43V44H23ZM60 43V42H59ZM58 43V44H59ZM67 43V42H66ZM82 43V42H81ZM98 45V48L100 47L99 46V44L101 43L102 44V41L99 43V41H97L96 42ZM110 43H111V41H110ZM119 43V42H118ZM122 43H123V41H122ZM170 43H171V41H170ZM172 43H173V47L175 46L174 44V42H173V39H172ZM6 44V43H5ZM15 44V43H14ZM13 44V45H14ZM35 44V43H34ZM47 44H48V42H47ZM55 44V43H54ZM68 44V43H67ZM70 44V43H69ZM68 44V45H69ZM93 44V43H92ZM105 44V43H104ZM121 44V43H120ZM151 44H153V42L151 43ZM16 45H18V44H16ZM37 45V44H36ZM74 45V44H73ZM76 45V44H75ZM165 45H167V44H165ZM171 45V44H170ZM11 46V45H10ZM19 46V45H18ZM35 46V45H34ZM57 46V45H56ZM59 46V45H58ZM70 46V45H69ZM94 46H96L95 44H94ZM97 46H96V49L95 50H93V51H96L98 48H97ZM119 46V45H118ZM152 46V45H151ZM20 47H22V46H20ZM24 47V46H23ZM33 47V46H32ZM31 47V48H32ZM43 47V46H42ZM53 47V46H52ZM75 47V46H74ZM77 47H79V46H77ZM88 47H90V46H88ZM102 47H103V44H102V46H101V49H102ZM113 47V46H112ZM177 47H174V48H177ZM62 48V47H61ZM105 48V47H104ZM122 48H123V46H122ZM121 48V49H122ZM125 48V47H124ZM180 48V47H179ZM178 48V49H179ZM1 49V48H0ZM43 49V48H42ZM106 49V48H105ZM109 49V48H108ZM119 49V48H118ZM164 49V48H163ZM181 49V48H180ZM2 50V49H1ZM19 49H17V51H18ZM44 50V49H43ZM50 50V49H49ZM100 49H98L97 51H99ZM109 50H111V49H109ZM128 50V49H127ZM45 51V50H44ZM48 51V50H47ZM63 51V50H62ZM70 51V50H69ZM71 51H72V48H71ZM92 51V50H91ZM97 51H96V53H97ZM120 51H122V50H120ZM2 52H3V50H2ZM9 52V51H8ZM23 52V51H22ZM35 52V51H34ZM41 52V51H40ZM57 52V51H56ZM86 52V51H85ZM99 52H102L101 50L99 51ZM155 52V51H154ZM169 52H172V49H171V51H170V49H169ZM1 53V52H0ZM6 53V52H5ZM18 53V52H17ZM24 53H25V51H24ZM50 53V52H49ZM89 53V52H88ZM111 53V52H110ZM114 53H116V52H114ZM124 53V52H123ZM168 53V52H167ZM15 54V53H14ZM19 54V53H18ZM17 54V55H18ZM28 54H29V52H28ZM41 54H43V53H41ZM53 54V53H52ZM57 54V53H56ZM60 54V53H59ZM87 54V53H86ZM100 54V53H99ZM105 54H107V51H106V53ZM108 54H109V51H108ZM117 54H119V53H117ZM121 54V53H120ZM119 54V55H120ZM1 55V54H0ZM7 55L9 56V54L7 53ZM20 55V54H19ZM18 55V56H19ZM24 55V54H23ZM23 55H21V56H23ZM31 55V54H30ZM33 55V54H32ZM51 55V54H50ZM81 55V54H80ZM168 56H169V54H167ZM172 55H174V54H172ZM176 55H177V53H176ZM179 55V54H178ZM177 55V56H178ZM11 56H13V54L11 55ZM21 56H19V57H21ZM28 57H30L29 55H27ZM34 56V55H33ZM55 56V55H54ZM68 56V55H67ZM78 56V55H77ZM86 56V55H85ZM91 56V55H90ZM97 56V55H96ZM101 56V55H100ZM112 56V55H111ZM116 56V55H115ZM181 56V55H180ZM14 57V56H13ZM40 57V56H39ZM79 57V56H78ZM92 57V56H91ZM122 57V56H121ZM129 57V56H128ZM153 57V56H152ZM5 57H2V60L4 59ZM7 58H9V57H7ZM23 58V57H22ZM31 58V57H30ZM30 58H28V60L30 59ZM33 58V57H32ZM31 58V59H32ZM37 58H38V56H37ZM56 58V57H55ZM108 58V57H107ZM118 58V57H117ZM169 58V57H168ZM11 59H13L12 57H11ZM33 59H36V58H33ZM33 59H32V61H33ZM39 59V58H38ZM80 59V58H79ZM91 59V58H90ZM102 59V58H101ZM103 59H104V57H103ZM157 59H158V57H157ZM1 60V59H0ZM5 60V59H4ZM27 60V61H28ZM56 60V59H55ZM61 59H59L58 61H60ZM67 60V59H66ZM85 60V59H84ZM98 60V59H97ZM114 61L116 60V59H113ZM118 60V59H117ZM169 60V59H168ZM14 61V60H13ZM31 61V60H30ZM50 61V60H49ZM68 61V60H67ZM72 61H73V59H72ZM89 61V60H88ZM87 61V62H88ZM107 61V60H106ZM121 61V60H120ZM10 62V61H9ZM45 62H46V60H45ZM55 62V61H54ZM66 62V61H65ZM74 62V61H73ZM86 62V63H87ZM118 62V61H117ZM116 62V63H117ZM164 62V61H163ZM178 62V63H177ZM3 63V62H2ZM32 63V62H31ZM52 63V62H51ZM55 63H57V61L55 62ZM92 63H94V62H92ZM104 63V62H103ZM121 63V62H120ZM170 63V62H169ZM9 64H11V63H9ZM33 64H35V63H33ZM32 64V65H33ZM61 64H63V62L61 63ZM69 64V63H68ZM71 64V63H70ZM96 63H94V65H95ZM110 64H112V63H110ZM170 64H172V63H170ZM176 64H175V66H174V68H172V71H173V69H175L176 68ZM17 65H19V64H17ZM21 65V64H20ZM58 65V64H57ZM67 65V64H66ZM72 65V64H71ZM81 65V64H80ZM79 65V66H80ZM115 65V64H114ZM158 65V64H157ZM164 65V64H163ZM174 64H172V66H173ZM179 65V64H178ZM192 65H191V67H192ZM13 66V65H12ZM16 65H14V67H15ZM28 66H30V65H28ZM41 66V65H40ZM59 66H61V65H59ZM117 66H118V63H117ZM171 66V65H170ZM169 66V67H170ZM190 66V65H189ZM18 67V66H17ZM33 67H35L34 65H33ZM103 67V66H102ZM113 67V66H112ZM112 67H111V69H112ZM123 67V66H122ZM165 67V66H164ZM168 67V68H169ZM191 67H189V69L191 68ZM2 68V67H1ZM9 68V67H8ZM16 68V67H15ZM19 68H20V66H19ZM19 68H18V72L19 71H21L22 72V70H21V68H20V70H19ZM58 68H60V67H58ZM66 68V67H65ZM69 68V67H68ZM67 68V69H68ZM92 68V67H91ZM120 68V67H119ZM179 68H181V67H178V68H176L177 70L179 69ZM186 68V67H185ZM3 69H5L4 67H3ZM13 69V68H12ZM11 69V70H12ZM34 69V68H33ZM104 69V68H103ZM115 69V68H114ZM157 69V68H156ZM189 69H187V70H189ZM192 69V68H191ZM202 69V70H201ZM9 70V69H8ZM71 70V69H70ZM73 70V69H72ZM109 70V69H108ZM113 70V69H112ZM130 70V69H129ZM170 70H171V67H170ZM180 70V69H179ZM181 70H182V68H181ZM0 71H1V69H0ZM13 71V70H12ZM16 71H17V68H16ZM60 71V70H59ZM58 71V72H59ZM68 71H69V69H68ZM85 71V70H84ZM93 71V70H92ZM114 71V70H113ZM151 71V70H150ZM153 71V70H152ZM184 71V70H183ZM192 71V70H191ZM2 72V71H1ZM37 72V71H36ZM67 72V71H66ZM74 72V71H73ZM79 72V71H78ZM78 72H77V74H78ZM126 72V71H125ZM155 72V71H154ZM157 72V71H156ZM185 72H186V70H185ZM185 72H183V73H185ZM29 73H30V71H29ZM42 73H43V71H42ZM56 73H57V71H56ZM60 73V72H59ZM71 73V72H70ZM69 73V74H70ZM76 73V72H75ZM89 73V72H88ZM151 73V72H150ZM193 73V72H192ZM4 75H5V73H3ZM2 74V75H3ZM8 74H10V72L8 73ZM18 74H20V72L18 73ZM32 74V73H31ZM73 74V73H72ZM93 74V73H92ZM99 74V73H98ZM101 74V73H100ZM107 74V73H106ZM109 74H111V73H109ZM117 74V73H116ZM175 74V73H174ZM173 74V75H174ZM177 74V73H176ZM188 74H190V73H188ZM13 75V74H12ZM30 75V74H29ZM29 75H27L26 74V77L25 78H27ZM34 75V74H33ZM37 75H39V74H37ZM44 75V74H43ZM75 75V74H74ZM79 75V74H78ZM113 75V74H112ZM131 75V74H130ZM178 75V74H177ZM176 75V76H177ZM194 75V74H193ZM16 76H18V75H16ZM15 75H13V79H14V77H16ZM22 76V74H20V77ZM25 75H24V73H23V77H24ZM32 76V75H31ZM31 76H30V78H31ZM39 76H42V75H39ZM77 76V75H76ZM80 76V75H79ZM82 76H84V75H82ZM91 76V75H90ZM183 76H184V74H183ZM194 76H196V75H194ZM0 77H1V74H0ZM4 77V76H3ZM8 77V76H7ZM9 77H11L10 75H9ZM36 77V76H35ZM38 77V76H37ZM64 76H62L61 78H63ZM100 77V76H99ZM102 77V76H101ZM171 77H172V74H171V76H170V79H171ZM174 77V76H173ZM172 77V78H173ZM186 77V76H185ZM42 78V77H41ZM44 78V77H43ZM43 78H42V80L41 81H43ZM46 78V77H45ZM48 78V77H47ZM95 78V77H94ZM113 78V77H112ZM153 78V77H152ZM151 78V79H152ZM179 78H180V75L177 77V79L179 80ZM192 78V77H191ZM13 79H11V80H13ZM19 79H21V78H19ZM22 79H24V78H22ZM36 79V78H35ZM50 79V78H49ZM48 79V80H49ZM80 79H81V76H80ZM99 79V78H98ZM103 79V78H102ZM144 79V78H143ZM174 79V78H173ZM172 79V80H173ZM5 80V79H4ZM9 80H10V78H9ZM10 80V81H11ZM16 80V79H15ZM24 80H26L25 81V83L27 82V84H28V80L27 79H24ZM24 80H23V83H24ZM68 80V79H67ZM70 80V79H69ZM74 80V79H73ZM76 80V79H75ZM82 80V79H81ZM85 80H88V79H85ZM100 80V79H99ZM172 80H170L169 81V83L170 84H173L174 82H172ZM2 81V80H1ZM10 81H8V82H10ZM36 81V80H35ZM62 81V80H61ZM77 81V80H76ZM84 81V80H83ZM97 81V80H96ZM113 81V80H112ZM127 81V80H126ZM192 81V80H191ZM12 82H14V81H12ZM31 82V81H30ZM46 82V81H45ZM44 82V83H45ZM48 82H50V81H48ZM68 82V81H67ZM73 82V81H72ZM82 82V81H81ZM100 82V81H99ZM175 82H177L176 81V78H175ZM184 82V81H183ZM183 82H181V83H178V85L176 84V83H174L175 85H177V86H179V87H181V85H179V84H182ZM185 82H187V79H186V81ZM188 82H189V80H188ZM192 82H195V81H192ZM2 83V82H1ZM36 83V82H35ZM105 83V82H104ZM117 83H118V81H117ZM6 84V83H5ZM4 84V85H5ZM12 83H10L9 85H11ZM61 84V83H60ZM65 84V83H64ZM69 84V83H68ZM76 84V83H75ZM79 85L80 84H82V83H78ZM88 84V83H87ZM119 84H120V82H119ZM184 84L185 83H183V85H182V89H184ZM192 83H190L189 85H191ZM199 84V83H198ZM7 85V84H6ZM29 85V84H28ZM28 85H27V87H28ZM67 85V84H66ZM91 85H92V83H91ZM95 85H97L96 83H95ZM113 85V84H112ZM115 85H118V84H115ZM168 85V84H167ZM167 85H165V86H167ZM175 85H171V87L172 86H175ZM188 85V84H187ZM188 85V86H189ZM193 85V84H192ZM201 85V84H200ZM204 85V84H203ZM23 86H26V85H24L23 84ZM40 86V85H39ZM63 86V85H62ZM83 85H81V87H82ZM177 86H176V88H177ZM2 87V86H1ZM0 87V88H1ZM6 87V86H5ZM8 87V86H7ZM27 87H24V89H27ZM30 87V86H29ZM46 87V86H45ZM64 87V86H63ZM68 87V86H67ZM105 87V86H104ZM120 87V86H119ZM119 87H117L118 88V90H119ZM169 87V86H168ZM3 88V87H2ZM31 88V87H30ZM29 88V89H30ZM33 88V87H32ZM35 88H37V87H35ZM48 88H50V86L48 87ZM47 88V89H48ZM52 88H54V86H52ZM56 88V87H55ZM66 88V87H65ZM69 88V87H68ZM76 88H77V86H76ZM83 88V87H82ZM91 88V87H90ZM95 88V87H94ZM99 88V87H98ZM101 88H103V86L101 87ZM140 88V87H139ZM138 88V89H139ZM173 88V87H172ZM175 88V89H176ZM185 88H188L187 86L185 87ZM196 88V87H195ZM195 88H194V90H195ZM13 89V88H12ZM11 89V91H13ZM46 89V90H47ZM58 89H59V87H58ZM69 89H71V88H69ZM72 89H74V87L72 88ZM85 89V88H84ZM83 89V90H84ZM97 89V88H96ZM104 89V88H103ZM128 89V88H127ZM153 89V88H152ZM171 88H169V90H170ZM198 89V88H197ZM2 90V89H1ZM9 90V89H8ZM31 90H33V89H31ZM30 90V91H31ZM44 89H42V90H40V91H43ZM45 90V91H46ZM53 90H55V89H53ZM76 90V89H75ZM117 90V91H118ZM177 90V89H176ZM175 90V91H176ZM185 90V89H184ZM193 89L191 88V90L189 91V92H191ZM193 90V91H194ZM10 91V90H9ZM20 91H22V90H20ZM24 91V90H23ZM28 91V90H27ZM34 91V90H33ZM38 91V90H37ZM39 91V92H40ZM49 91V90H48ZM59 91H61L60 89L57 91V92H59ZM80 91V90H79ZM100 91V90H99ZM102 91L103 90H101V93H102ZM137 91V90H136ZM135 91V92H136ZM172 91V90H171ZM174 91V90H173ZM187 91V90H186ZM192 91V92H193ZM1 92V91H0ZM36 92V91H35ZM35 92L33 93V92H31V93H33L35 96H36V94H35ZM50 93H51V91H49ZM49 92H48V94H49ZM56 92V91H55ZM71 92V91H70ZM76 92H77V90H76ZM76 92L74 93V94H76ZM89 92V91H88ZM92 92H93V90H92ZM91 92V93H92ZM104 92V91H103ZM113 92V91H112ZM164 92V91H163ZM180 92H182V91H180ZM188 92V93H189ZM203 92H205V91H203ZM15 93V92H14ZM13 93V94H14ZM26 92H24L23 94H25ZM42 94H43V92H41ZM41 93H37V94H40L41 95ZM46 93V92H45ZM52 93H54V92H52ZM81 93V92H80ZM100 93V94H101ZM175 93V92H174ZM177 93V92H176ZM184 93V92H183ZM198 93H200V92H198ZM201 93H202V91H201ZM12 94V93H11ZM21 94H22V92H21ZM23 94L21 95V96H23ZM73 94V95H74ZM90 94V93H89ZM172 94V92L170 93V95ZM179 94V93H178ZM182 94V93H181ZM180 94V95H181ZM185 95H186V93H184ZM190 94V93H189ZM205 94V93H204ZM15 95V94H14ZM28 95H30V92H29V94ZM33 95V96H34ZM52 96H53V94H51ZM86 95V94H85ZM94 95V94H93ZM104 95V94H103ZM137 95V94H136ZM173 95V94H172ZM175 95H177V94H175ZM16 96V95H15ZM30 96H32V95H30ZM35 96H34V98H35ZM38 96V95H37ZM80 96H82V95H80ZM88 96V95H87ZM95 96V95H94ZM93 96V97H94ZM97 96V95H96ZM100 96H102V95H100ZM99 96V97H100ZM108 96V95H107ZM174 96V95H173ZM179 95H177L176 96V98H175V100L177 99V97H178ZM189 96V95H188ZM191 96H193V94L191 95ZM190 96V97H191ZM199 96H201V95H199ZM202 96H203V94H202ZM205 96V95H204ZM1 97V96H0ZM3 97V96H2ZM20 97V96H19ZM25 97V96H24ZM23 97V98H24ZM28 96L26 95V97H25V99L27 98ZM40 97V96H39ZM49 97V96H48ZM54 97V96H53ZM56 97V96H55ZM64 97V96H63ZM72 97V96H71ZM78 97V96H77ZM84 97V96H83ZM99 97H97V98H99ZM183 97H184V95H183ZM187 97V96H186ZM189 97V98H190ZM195 97V96H194ZM193 97V98H194ZM4 98V97H3ZM29 98V97H28ZM27 98V99H28ZM33 98V97H32ZM78 98H81V97H78ZM125 98V97H124ZM128 98V97H127ZM131 98V97H130ZM171 98H172V96H171ZM192 98V97H191ZM190 98V99H191ZM197 98V97H196ZM199 98H201V97H199ZM198 98V99H199ZM202 98H204V97H202ZM201 98V99H202ZM5 99V98H4ZM7 99V98H6ZM8 99H10V98H8ZM12 99V98H11ZM10 99V100H11ZM26 99V100H27ZM39 98H37V100H38ZM56 99H58V98H56ZM60 99V98H59ZM71 99V98H70ZM76 99V98H75ZM74 99V100H75ZM84 99V98H83ZM99 99H101V97L99 98ZM119 99V98H118ZM156 99V98H155ZM162 99V98H161ZM172 99H174V98H172ZM179 99H180V97H179ZM179 99H178V101H179ZM181 99H182V95H181ZM186 99V98H185ZM189 99V100H190ZM195 99V98H194ZM1 100H3V99H1ZM10 100L8 101V103H10ZM22 100V99H21ZM24 100V99H23ZM25 100V101H26ZM32 100V102H34V100L33 99H31ZM30 100V101H31ZM49 100V99H48ZM61 100V99H60ZM81 100V99H80ZM79 100V101H80ZM88 100V99H87ZM116 100V99H115ZM130 100V99H129ZM193 100V99H192ZM28 101H29V99H28ZM42 101V100H41ZM43 101H45V100H43ZM43 101H42V104H43ZM50 101V100H49ZM59 101V100H58ZM73 101V100H72ZM76 101V100H75ZM78 101V100H77ZM93 101H94V99H93ZM98 101V100H97ZM103 101V100H102ZM117 101V100H116ZM116 101H114V102H116ZM177 101V102H178ZM185 101V100H184ZM184 101L182 100L181 101V103H183V104H185L184 103ZM1 102V101H0ZM11 102H13L12 100H11ZM16 102V101H15ZM18 102V101H17ZM21 101H20V99H19V103H20ZM23 102V101H22ZM27 102V101H26ZM25 102V103H26ZM32 102H30V105L32 106ZM36 102V101H35ZM34 102V103H35ZM39 102V101H38ZM47 102V101H46ZM63 102V101H62ZM61 102V103H62ZM67 102V101H66ZM89 102V101H88ZM95 102V101H94ZM106 102V101H105ZM114 102H112V99H111V102H108V103H114ZM135 102V101H134ZM154 102V101H153ZM180 102V101H179ZM187 102H188V100H187ZM8 103H7V105H8ZM24 103V102H23ZM23 103H21V105L20 106H22V104ZM24 103V104H25ZM29 103V102H28ZM32 103V104H31ZM37 103V102H36ZM45 103V102H44ZM51 103V102H50ZM52 103H53V101H52ZM56 103V102H55ZM69 103V102H68ZM82 103H83V100H82ZM89 103H91V101L89 102ZM98 103V102H97ZM104 103V102H103ZM107 103V104H108ZM117 103V102H116ZM118 103H119V101H118ZM174 103H175V101H174ZM174 103H171V104H173V106H174ZM189 103V102H188ZM187 103V104H188ZM191 104V106L193 105L192 103V101L190 102ZM199 103V102H198ZM206 103V102H205ZM4 104V103H3ZM11 104V103H10ZM9 104V105H10ZM17 104V103H16ZM15 103H14V105H16ZM39 104V103H38ZM46 104H48V103H46ZM65 104V103H64ZM78 104V103H77ZM81 104V103H80ZM84 104H85V102H84ZM83 104V105H84ZM18 105V104H17ZM36 105V104H35ZM57 105V104H56ZM58 105H59V103H58ZM61 105V104H60ZM70 105V104H69ZM73 105V104H72ZM72 105H71V107H72ZM82 105V104H81ZM91 105V104H90ZM93 105H94V103H93ZM117 105V104H116ZM143 105V104H142ZM178 104H176L175 105V107L177 106ZM195 105V104H194ZM193 105V106H194ZM13 106V105H12ZM11 106V107H12ZM27 106L29 107V104H27ZM27 106H23V107H25V109H26V107ZM41 106V105H40ZM45 106V105H44ZM54 106H55V104H54ZM54 106H53V108H54ZM62 106V105H61ZM76 106V105H75ZM100 106V105H99ZM113 106V105H112ZM126 106V105H125ZM124 106V107H125ZM146 106V105H145ZM169 107H170V105H168ZM167 106V107H168ZM183 106V105H182ZM3 107V106H2ZM1 107V108H2ZM4 107H6L5 105H4ZM15 107V106H14ZM27 107V108H28ZM37 107V106H36ZM56 107V106H55ZM58 107V106H57ZM65 107V106H64ZM64 107H63V110H64ZM97 107H98V105H97ZM104 107V106H103ZM119 107H120V105H119ZM131 107H133V106H131ZM174 107V108H175ZM177 107H179V105L177 106ZM177 107L175 108V109H177ZM183 107H185V105L183 106ZM180 108V109H183V110H185L188 106L186 105V107L185 108ZM200 107V106H199ZM202 107V106H201ZM16 108H19L20 109V107L19 106H17ZM34 108H35V106H34ZM33 108V109H34ZM38 108V107H37ZM40 108V107H39ZM82 108V107H81ZM88 109H89V107H87ZM102 108V107H101ZM108 108H109V106H108ZM114 108V107H113ZM117 107H115L114 109H116ZM171 108V107H170ZM173 108V107H172ZM171 108V109H172ZM172 109V110H175V109ZM189 108H191L190 106L187 108V110L189 109ZM198 107H196L195 108V110H194V107H193V109H192V111L190 112V113H194L196 110H199V109H197ZM19 109H17V112H18V110ZM22 109V108H21ZM40 109H42V107L40 108ZM40 109H39V111H40ZM60 109H62V107L60 108ZM60 109H59V111H60ZM69 109H71V108H69ZM80 109V108H79ZM87 109V110H88ZM99 109V108H98ZM129 109V108H128ZM160 109V108H159ZM8 110V109H7ZM31 110H32V107H31ZM50 110V112L52 111V109H49ZM49 110H48V112H49ZM54 110V109H53ZM68 110V109H67ZM73 110H74V108H73ZM76 110V109H75ZM104 110V109H103ZM106 110V109H105ZM127 110V109H126ZM133 110V109H132ZM142 110V109H141ZM178 111H179V109H177ZM193 110H194V112H193ZM27 111V110H26ZM36 111H37V109H36ZM56 111V110H55ZM62 111V110H61ZM72 110H70V112H71ZM77 111H79V110H77ZM81 111V110H80ZM93 111V110H92ZM96 111V110H95ZM99 111V110H98ZM101 111V110H100ZM125 111V110H124ZM156 111V110H155ZM170 111V110H169ZM1 112V111H0ZM16 112V111H15ZM35 112V111H34ZM41 112H43V111H41ZM41 112H40V114H41ZM58 112V111H57ZM65 112V111H64ZM70 112H68V113H70ZM89 112H90V110H89ZM103 112V111H102ZM101 112V113H102ZM105 112V111H104ZM111 112V111H110ZM117 112V111H116ZM128 112H129V110H128ZM136 112V111H135ZM173 112H175V111H173ZM181 112H182V110H181ZM181 112H179V113H181ZM185 112H187L186 110H185ZM197 112V111H196ZM198 112H200V111H198ZM206 112H208V113H206ZM5 113V112H4ZM3 113V114H4ZM8 113V112H7ZM24 113V112H23ZM36 113V112H35ZM39 112H37V114H38ZM44 113H45V110H44ZM47 113V112H46ZM60 113V112H59ZM62 113V112H61ZM80 113V112H79ZM88 113V112H87ZM95 113V112H94ZM99 113V112H98ZM112 113V112H111ZM121 113V112H120ZM124 113V112H123ZM127 113V112H126ZM126 113H124V114H126ZM130 113V112H129ZM165 113V112H164ZM172 113V112H171ZM177 113V112H176ZM188 113V112H187ZM2 114V113H1ZM26 114V113H25ZM51 114V113H50ZM58 114V113H57ZM84 114V113H83ZM97 114V113H96ZM96 114H95V116H96ZM106 114V113H105ZM110 114V113H109ZM123 114V115H124ZM133 114V113H132ZM154 114V113H153ZM162 114V113H161ZM185 114V113H184ZM189 114V113H188ZM195 114V113H194ZM198 116L199 115H201L202 114V112H201V114H198V113H196ZM196 114H195V116H196ZM208 114V115H207ZM14 115V114H13ZM19 115H20V113H19ZM19 115H17V117L19 116ZM27 115V114H26ZM48 115V114H47ZM55 115H56V113H55ZM58 115H62V114H58ZM106 115H108V113L106 114ZM105 115V116H106ZM122 115V116H123ZM165 115H167V114H165ZM178 115V114H177ZM180 116H181V114H179ZM182 115H183V112H182ZM186 115V114H185ZM190 115H192V116H194L193 114H190ZM6 116V115H5ZM4 116V117H5ZM10 116V115H9ZM8 116V117H9ZM32 116H33V113H32ZM36 116V114L34 115V117ZM44 116V115H43ZM54 116V115H53ZM70 116V115H69ZM76 116H77V113H76ZM92 116V115H91ZM97 116H98V114H97ZM102 116H103V114H102ZM101 116V117H102ZM104 116V117H105ZM111 116H112V114H111ZM120 116V115H119ZM176 116V115H175ZM8 117H5V119L6 118H8ZM20 117V116H19ZM41 117V116H40ZM49 117V116H48ZM56 117V116H55ZM54 117V118H55ZM64 116H62V118H63ZM67 117H68V115H67ZM66 117V118H67ZM74 117V116H73ZM108 117V116H107ZM118 117V116H117ZM130 117V116H129ZM129 117H128V119H129ZM147 117V116H146ZM185 117H187V116H185ZM3 118V117H2ZM14 118V117H13ZM21 118H25L26 120H27V118L26 117H21ZM20 118V119H21ZM30 118V117H29ZM33 118V117H32ZM31 118V119H32ZM38 118V117H37ZM42 118V117H41ZM47 118V117H46ZM46 118H45V120H46ZM49 118H51V117H49ZM53 118V117H52ZM56 118H59L58 116L56 117ZM55 118V119H56ZM81 118H83V117H81ZM85 118V117H84ZM89 118H91V117H89ZM94 118V117H93ZM124 118V117H123ZM149 118V117H148ZM170 118H172V117H170ZM178 118L179 117H177V121H175V119H174V121L172 120L171 121V124H172V122H173V124H176V122H178ZM183 118H184V116H183ZM189 119H190V121L192 122V120H196V118H197V116L196 117H194V119H192L191 120V117H188ZM200 118V117H199ZM199 118H197V122L198 121H200V120H198ZM4 119V118H3ZM39 119V118H38ZM43 119V118H42ZM65 119V118H64ZM76 119H77V117H76ZM92 119V118H91ZM107 119V118H106ZM113 119V118H112ZM117 119H119V118H117ZM117 119H115L116 121H117ZM165 119V118H164ZM179 119H182V118H179ZM184 119H187V118H184ZM13 120V119H12ZM18 120V119H17ZM24 120V119H23ZM29 120V119H28ZM44 120V119H43ZM61 120V119H60ZM68 120V119H67ZM75 120V119H74ZM82 120H84V119H81L80 121H82ZM99 120H100V118H99ZM102 120V119H101ZM126 119H124V121H125ZM10 121V120H9ZM22 121V120H21ZM32 121H34V118H33V120ZM39 121H42V120H40L39 119ZM46 121H48V119L46 120ZM53 121H54V119H53ZM66 121V120H65ZM65 121H64V123H65ZM94 121H95V119H94ZM103 121V120H102ZM101 121V122H102ZM107 121V120H106ZM111 121V120H110ZM120 121V120H119ZM119 121H117V122H119ZM123 121V122H124ZM182 121V120H181ZM181 121H180V123H181ZM184 121V120H183ZM1 122V121H0ZM3 122H4V120H3ZM17 122V121H16ZM19 122V121H18ZM26 122V121H25ZM35 122V121H34ZM52 122V121H51ZM50 121H49V123H51ZM57 122H59V121H56V123ZM60 122H62V121H60ZM59 122V123H60ZM70 122V121H69ZM73 122V121H72ZM78 123H79V121H77ZM83 122H85V121H83ZM88 122V121H87ZM89 122H90V119H89ZM108 122V121H107ZM121 122V121H120ZM119 122V123H120ZM175 122V123H174ZM189 122V121H188ZM193 122H195V121H193ZM203 122V123H204ZM10 123V122H9ZM13 123H14V121H13ZM23 123V122H22ZM27 123H28V121H27ZM30 123V122H29ZM37 123H38V120H37ZM41 123V122H40ZM43 123V122H42ZM41 123V124H42ZM46 123V122H45ZM55 123V122H54ZM98 123L99 122H97V125H98ZM127 123V122H126ZM180 123H178V124H180ZM201 123V122H200ZM12 124V123H11ZM10 124V125H11ZM16 124V123H15ZM23 124H25V123H23ZM36 124V123H35ZM70 124V123H69ZM80 124H81V122H80ZM79 124V125H80ZM90 124V123H89ZM102 124H104V122L102 123ZM111 124H113V123H111ZM121 124H123V123H121ZM170 124V123H169ZM173 124H172V126H173ZM184 124V123H183ZM186 124V123H185ZM189 124V123H188ZM21 125V124H20ZM38 125V124H37ZM48 125V124H47ZM59 125V124H58ZM62 125V124H61ZM60 125V126H61ZM64 125H66V124H64ZM74 125H77V124H75V121H74V124H73V126ZM107 125V124H106ZM201 125H203V124H201ZM201 125H199V126H201ZM205 125V124H204ZM204 125H203V127H204ZM0 126H1V124H0ZM28 126H29V124H28ZM42 126V125H41ZM50 126V125H49ZM57 126V125H56ZM59 126V128H63V126H61L60 127ZM68 126V125H67ZM66 126V127H67ZM78 126V125H77ZM90 126V125H89ZM95 126V125H94ZM99 126H100V124H99ZM103 126V125H102ZM109 126V125H108ZM126 126H128L127 124H126ZM152 126V125H151ZM151 126H149V127H151ZM175 127H177L176 125H174ZM179 126V125H178ZM205 126H207V125H205ZM2 127V126H1ZM4 127V126H3ZM10 127V126H9ZM14 127V126H13ZM33 127V126H32ZM32 127L30 128V129H32ZM38 127H40V125L38 126ZM65 127V128H66ZM69 127V126H68ZM67 127V128H68ZM70 127H71V125H70ZM69 127V128H70ZM91 127V126H90ZM97 127V126H96ZM104 127H106L105 125H104ZM103 127V128H104ZM110 127V126H109ZM112 127H114V126H112ZM117 127V126H116ZM120 127V126H119ZM129 127V126H128ZM174 127V128H175ZM6 128V127H5ZM52 128V127H51ZM68 128V129H69ZM74 128H75V126H74ZM81 128H83V127H81ZM93 128V127H92ZM91 128V129H92ZM95 128V127H94ZM108 128V127H107ZM111 128V127H110ZM120 128H122V127H120ZM141 128V127H140ZM190 128H193V127H190ZM196 128V127H195ZM194 128V129H195ZM198 128V127H197ZM217 129V130H215V131H218V133H219V135H218V137L219 138H216V136H214L213 137V134L214 135H216L215 134V132L214 133H211V132H213V130L214 129ZM16 129V128H15ZM28 129V128H27ZM54 129V128H53ZM53 129H51V131L53 130ZM79 129V128H78ZM88 129V128H87ZM99 129V128H98ZM101 129V128H100ZM100 129H99V131H100ZM171 129H173L172 127H171ZM186 129V132H187V129H189V128H185ZM18 130V129H17ZM33 130H35V129H33ZM33 130H31L32 131V134H34V133H36V130H35V132L33 133ZM38 131H39V129H37ZM41 130H43V129H41ZM40 130V131H41ZM47 130V129H46ZM60 130V129H59ZM62 130V129H61ZM65 130V129H64ZM70 130V129H69ZM89 130L90 129H88V131H87V133L89 132ZM96 130V129H95ZM115 130V129H114ZM117 130V129H116ZM120 130V129H119ZM125 130H126V128H125ZM127 130H128V128H127ZM130 130H132V129H130ZM180 130V129H179ZM200 130V129H199ZM198 130V131H199ZM206 130V129H205ZM3 131V130H2ZM12 131H13V129H12ZM39 131V132H40ZM48 131V130H47ZM55 131V130H54ZM66 131H68V130H66ZM84 131V130H83ZM101 131H102V129H101ZM173 131V130H172ZM172 131H170L171 133H170V135L173 133V135H174V133H175V131L174 132H172ZM191 131H192V129H191ZM4 132V131H3ZM11 132V131H10ZM9 132V133H10ZM46 132V131H45ZM86 132V131H85ZM84 132V133H85ZM112 132H114V131H112ZM121 132V131H120ZM124 132V131H123ZM179 132V131H178ZM183 132V131H182ZM185 132V131H184ZM205 132H207L208 133V131H205ZM6 133H8V132H6ZM19 133V132H18ZM31 133V132H30ZM44 133V132H43ZM52 133V132H51ZM50 133V134H51ZM65 133H67V132H65ZM90 133V132H89ZM96 133H97V135L99 134L98 133V131L96 130ZM104 133V132H103ZM108 133V132H107ZM109 133H110V131H109ZM108 133V134H109ZM126 133H129V132H126ZM131 133V132H130ZM129 133V134H130ZM146 133V132H145ZM165 133V132H164ZM38 134V133H37ZM54 134H56V131H55V133ZM63 134V133H62ZM72 135H75V134H73V133H71ZM114 134H116V133H114ZM176 134V133H175ZM178 134V133H177ZM188 134H190V132L188 133ZM204 134V133H203ZM5 135V134H4ZM16 135V134H15ZM18 135V134H17ZM16 135V136H17ZM39 135H40V133H39ZM42 135V134H41ZM46 135V134H45ZM65 135V134H64ZM107 135V134H106ZM143 135V134H142ZM164 135V134H163ZM183 135V134H182ZM187 135V134H186ZM191 135H192V133H191ZM29 136V135H28ZM35 136V135H34ZM38 136V135H37ZM43 136V135H42ZM66 136V135H65ZM68 136V135H67ZM66 136V137H67ZM121 136V135H120ZM129 136V135H128ZM128 136H126V137H128ZM145 136V135H144ZM172 136V135H171ZM177 136V135H176ZM9 137V136H8ZM14 137V136H13ZM40 137V136H39ZM50 137V136H49ZM49 137H47V138H49ZM68 137H70V136H68ZM67 137V138H68ZM106 137V136H105ZM110 137V136H109ZM122 137V136H121ZM130 137V136H129ZM173 137V136H172ZM180 137V136H179ZM195 137V136H194ZM193 137V140L195 139ZM199 137V136H198ZM206 137H207V135H206ZM2 138V137H1ZM23 138V137H22ZM21 138V139H22ZM36 138V137H35ZM41 138V137H40ZM43 138V137H42ZM57 138H59V137H57ZM62 138V137H61ZM60 138V139H61ZM83 138V137H82ZM94 138V137H93ZM102 138V137H101ZM104 138V137H103ZM132 138V137H131ZM143 138V137H142ZM164 138H165V136H164ZM178 138V137H177ZM189 138H190V135H189ZM204 138V137H203ZM3 139V138H2ZM7 139V138H6ZM5 139V140H6ZM19 139V138H18ZM39 138H37V140H38ZM46 139V138H45ZM77 138H75V140H76ZM113 139V138H112ZM118 139V138H117ZM116 139V140H117ZM126 139H128V138H126ZM134 139V138H133ZM155 139V138H154ZM170 139V138H169ZM180 139H181V137H180ZM197 139V138H196ZM202 139V138H201ZM206 139H208V138H206ZM205 139V140H206ZM219 139V140H218ZM35 140V139H34ZM42 140V139H41ZM51 140V139H50ZM50 140L48 141V142H50ZM53 140V139H52ZM55 140H56V138H55ZM74 140V139H73ZM78 140V139H77ZM99 140V139H98ZM97 140V141H98ZM123 140H125V138L123 139ZM171 140V139H170ZM173 141L175 140L174 138L172 139ZM179 140V139H178ZM183 140H185V139H183ZM204 140V139H203ZM216 140H218V142L216 141ZM8 141V140H7ZM39 141V143L41 144V142H40V140H38ZM54 141V140H53ZM58 141V140H57ZM56 141V142H57ZM72 141V140H71ZM113 141V140H112ZM118 141V140H117ZM120 141V140H119ZM127 141V140H126ZM172 141V142H173ZM186 141V140H185ZM188 141H189V139H188ZM190 141H192V139L190 140ZM195 141V140H194ZM198 141H200V140H198ZM43 142V141H42ZM55 142V141H54ZM62 142V141H61ZM68 142V141H67ZM73 142V141H72ZM78 142V141H77ZM93 142V141H92ZM101 142V141H100ZM107 142V141H106ZM121 142H122V140H121ZM165 142H167V141H165ZM170 142V141H169ZM172 142H170V143H172ZM176 142V141H175ZM178 142V141H177ZM187 142V141H186ZM196 143H197V141H195ZM195 142H193V144L195 143ZM217 142V143H216ZM44 143V142H43ZM43 143H42V145H43ZM46 143V142H45ZM59 143V142H58ZM69 143H70V146H71V142L69 141ZM126 143V142H125ZM124 143V144H125ZM169 143V145L170 146H172V144H170ZM180 143V142H179ZM184 143V142H183ZM182 143V144H183ZM203 143H204V141H203ZM4 144V143H3ZM15 144V143H14ZM36 144H37V142H36ZM36 144L35 145H33V146H36ZM47 144H50V143H47ZM52 144H54V143H52ZM51 144V145H52ZM60 144V143H59ZM84 144V143H83ZM82 144V145H83ZM105 144V143H104ZM107 144V143H106ZM105 144V145H106ZM111 144V143H110ZM113 144L115 145V143L113 142ZM117 144V143H116ZM127 144V143H126ZM174 144V143H173ZM176 144H178V143H176ZM187 144V143H186ZM39 145V144H38ZM42 145H39V147L40 146H42ZM50 145V146H51ZM88 145V144H87ZM87 145H85V146H87ZM91 145V144H90ZM90 145H88V146H90ZM167 145H168V143H167ZM167 146V147H169V149H170V146ZM179 145V144H178ZM178 145H177V147H178ZM180 145H181V143H180ZM185 145V144H184ZM190 146H191V144H189ZM201 146H202V144H200ZM200 145H197L196 144V146H198V148L200 147ZM15 146H18V145H15ZM62 146V145H61ZM64 146V145H63ZM62 146V148H64ZM108 146V145H107ZM106 146V147H107ZM112 146V145H111ZM130 146V145H129ZM137 146H139L138 144H137ZM176 146V145H175ZM174 146V147H175ZM193 146V145H192ZM208 146H210V145H208L207 144V147ZM208 147L209 149L210 148H212V147ZM2 147V146H1ZM4 147V146H3ZM6 147V146H5ZM9 147V146H8ZM32 147V146H31ZM38 147V148H39ZM44 147V146H43ZM47 147V146H46ZM49 147V146H48ZM75 147V146H74ZM93 146H91V148H92ZM127 147V146H126ZM173 147V146H172ZM172 147H171V149H172ZM173 147V148H174ZM182 147V146H181ZM184 148H185V146H183ZM188 147V146H187ZM195 147V144H194V146H193V148ZM23 148V147H22ZM28 148V147H27ZM34 148V147H33ZM35 148H37V146L35 147ZM41 148V147H40ZM39 148V149H40ZM59 148V147H58ZM69 148V147H68ZM71 148H73V147H71ZM111 148V147H110ZM125 148V147H124ZM191 148V147H190ZM195 148H197V147H195ZM194 148V149H195ZM202 148V147H201ZM208 148H207V151H208ZM30 149V148H29ZM90 149V148H89ZM109 149V148H108ZM138 149V148H137ZM164 149V148H163ZM165 149H168V148H165ZM169 149H168V151H169ZM170 149V150H171ZM204 150H206V148H203ZM6 150V149H5ZM32 150V149H31ZM31 150H28V151H31ZM50 150V149H49ZM92 150V149H91ZM103 150V149H102ZM154 150V149H153ZM180 150H182V149H180ZM186 150H188V149H186ZM198 150V149H197ZM203 150V151H204ZM9 151V150H8ZM15 151V150H14ZM48 151V150H47ZM52 151V150H51ZM60 151V150H59ZM74 151V150H73ZM76 151V150H75ZM78 151H80V150H78ZM78 151H76V152H78ZM82 151V150H81ZM90 151V150H89ZM96 151V150H95ZM135 151V150H134ZM171 151H173V150H171ZM191 151V150H190ZM189 151V152H190ZM207 151H205V152H207ZM6 152V151H5ZM21 152V151H20ZM42 152V151H41ZM52 152H54V151H52ZM61 152V151H60ZM87 150H85V155H88V156H90L89 154H91V153H89V152H87ZM124 152V151H123ZM157 152V151H156ZM160 152V151H159ZM179 152V151H178ZM186 152V151H185ZM193 152H194V150H193ZM47 153V152H46ZM65 153V152H64ZM71 153H73V152H71ZM89 153V154H88ZM95 153V152H94ZM97 153V152H96ZM107 153H109V151L107 152ZM168 153H170V151L168 152ZM167 153V154H168ZM175 153V152H174ZM173 152L172 153H170V154H174ZM182 153V152H181ZM191 153V152H190ZM63 154V153H62ZM74 154H75V152H74ZM106 154V153H105ZM111 154V153H110ZM123 154V153H122ZM127 154V153H126ZM169 154V155H170ZM176 154V153H175ZM178 154V153H177ZM182 154H184V153H182ZM187 154V153H186ZM199 154V153H198ZM201 154V153H200ZM29 155V154H28ZM32 155V154H31ZM42 155H44V154H42ZM46 155V154H45ZM48 155V154H47ZM46 155V156H47ZM52 155V154H51ZM83 154H81V156H82ZM103 155V154H102ZM107 155V154H106ZM114 155V154H113ZM118 155V154H117ZM138 155V154H137ZM157 155V154H156ZM163 155V154H162ZM180 155V154H179ZM178 155V156H179ZM190 155V154H189ZM17 156V155H16ZM40 156V155H39ZM55 156V155H54ZM58 157H59V155H57ZM67 156H68V154H67ZM77 156V155H76ZM76 156L75 157H72V158H76ZM95 156V155H94ZM98 156V155H97ZM160 156H161V154H160ZM171 156H173V155H171ZM196 156V155H195ZM194 156V157H195ZM203 157H204V154L202 155ZM22 157V156H21ZM42 157V156H41ZM45 157V156H44ZM53 157V156H52ZM63 157V156H62ZM61 157V158H62ZM84 157V156H83ZM86 157V156H85ZM96 157V156H95ZM119 157V156H118ZM118 157H116V159L118 158ZM138 157V156H137ZM159 157V156H158ZM176 157V156H175ZM183 157V156H182ZM186 157V156H185ZM35 158V157H34ZM55 158L56 157H54V160H55ZM92 158V157H91ZM90 157H88V159L90 160L91 159ZM100 158V157H99ZM101 158H102V156H101ZM104 158L106 159V158H108V156H104ZM111 157H109V159H110ZM120 158V157H119ZM127 158H128V156H127ZM152 158H154V157H152ZM162 158V157H161ZM168 158V157H167ZM173 158H174V156H173ZM178 158V157H177ZM180 159H181V157H179ZM190 158V157H189ZM197 158V157H196ZM201 158V157H200ZM39 159H40V157H39ZM43 158H41V160H42ZM50 159H51V157H50ZM93 159V158H92ZM97 159V158H96ZM108 159V160H109ZM116 159H114V160H116ZM122 159V158H121ZM188 159V158H187ZM202 159V158H201ZM8 160V159H7ZM32 160H34V159H32ZM41 160H40V163H41ZM52 160V159H51ZM53 160V161H54ZM56 160H58L57 158H56ZM65 160V159H64ZM72 160V159H71ZM77 160V159H76ZM75 160V161H76ZM94 160V159H93ZM100 160V159H99ZM111 161H112V159H110ZM118 160V159H117ZM164 160H165V158H164ZM170 160V159H169ZM174 160H175V158H174ZM176 160H178V159H176ZM175 160V161H176ZM182 160V159H181ZM186 160V159H185ZM190 160V159H189ZM194 160V159H193ZM203 160V159H202ZM53 161H51V163L53 162ZM72 161H74V160H72ZM80 161V160H79ZM87 161V160H86ZM94 161H96V160H94ZM101 161V160H100ZM99 161V162H100ZM119 161V160H118ZM120 161H122V160H120ZM145 161V160H144ZM159 161V160H158ZM158 161H156V162H158ZM163 161V160H162ZM168 161V160H167ZM167 161H164V163L165 162H167ZM179 161V160H178ZM199 161V160H198ZM201 161V160H200ZM204 161V160H203ZM30 162V161H29ZM39 162V161H38ZM38 162H36V163H38ZM45 163L47 162V161H44ZM57 162V161H56ZM62 162V161H61ZM89 162V161H88ZM90 162H91V160H90ZM97 162V161H96ZM102 162H105V161H103V159H102ZM109 163H110V161H108ZM114 162V161H113ZM160 162V161H159ZM177 162V161H176ZM176 162H175V164H176ZM180 162V161H179ZM182 162V161H181ZM180 162V163H181ZM185 162V161H184ZM184 162H182V163H184ZM193 162V161H192ZM196 162V160L194 161V163ZM39 163V164H40ZM54 163V162H53ZM59 163V162H58ZM65 163H66V160H65ZM71 163V162H70ZM74 163H76V162H74ZM94 163V162H93ZM118 163V162H117ZM155 163V162H154ZM168 163V164H167ZM167 163H165V164H167V165H169V163H170V161L169 162H167ZM181 163V164H182ZM188 163V162H187ZM194 163L192 164L193 166H194ZM30 164L31 165H33L31 162H30ZM30 164H28V165H30ZM57 164V163H56ZM60 164V163H59ZM58 164V165H59ZM88 164H90V163H88ZM196 164V163H195ZM198 164V163H197ZM30 165V166H31ZM34 165H37V164H34ZM42 165H44L43 163H42ZM61 165V164H60ZM68 165V164H67ZM84 165V164H83ZM83 165H81L82 167H83ZM91 165H93V164H91ZM95 165V164H94ZM100 165V164H99ZM106 165H107V163H106ZM106 165H104V166H106ZM113 165H114V163H113ZM112 165V166H113ZM148 165V164H147ZM192 165H191V167H192ZM204 165V164H203ZM39 166V165H38ZM38 166H37V169H38ZM52 166H54V165H52ZM72 166V165H71ZM70 166V167H71ZM77 166V165H76ZM85 166H87V165H85ZM89 166V165H88ZM87 166V167H88ZM98 166V165H97ZM103 166V165H102ZM101 166V167H102ZM171 166V165H170ZM169 166V167H170ZM189 166V165H188ZM197 166H201V165H197ZM196 166V167H197ZM205 166H206V164H205ZM18 167V166H17ZM34 167V166H33ZM55 167V166H54ZM81 167V168H82ZM90 167V169H92V167L91 166H89ZM107 167V166H106ZM111 167V166H110ZM148 167V166H147ZM150 167V166H149ZM195 167V166H194ZM42 168V167H41ZM46 168V167H45ZM49 168H50V166H49ZM52 168V167H51ZM63 168V167H62ZM62 168H61V170H62ZM68 168V167H67ZM73 168V167H72ZM102 168H105V167H102ZM151 168V167H150ZM158 168V167H157ZM163 168V167H162ZM187 168V167H186ZM193 168V167H192ZM192 168H190V169H192ZM17 169V168H16ZM48 169V168H47ZM53 169V168H52ZM56 169V168H55ZM54 169V170H55ZM64 169H65V167H64ZM73 169H75V168H73ZM85 170H86V168H84ZM89 169V170H90ZM99 169V168H98ZM106 169V168H105ZM165 169V168H164ZM174 169V168H173ZM188 169V168H187ZM195 169V168H194ZM198 169V168H197ZM196 169V170H197ZM200 169V168H199ZM42 170V169H41ZM46 170V169H45ZM51 170V169H50ZM53 170V171H54ZM72 170V169H71ZM82 170H83V168H82ZM110 170H111V168H110ZM140 170V169H139ZM166 170V169H165ZM182 170V169H181ZM185 170V169H184ZM195 170V171H196ZM201 170V169H200ZM48 171V170H47ZM57 171V170H56ZM55 171V172H56ZM66 171V170H65ZM64 171V172H65ZM69 171V170H68ZM94 171V170H93ZM93 171H92V174H93ZM103 171V170H102ZM180 171V170H179ZM194 171V170H193ZM23 172V171H22ZM49 172V171H48ZM61 172H63V171H60V173ZM86 172V171H85ZM90 172V171H89ZM89 172H88V174H89ZM109 172V171H108ZM112 172V171H111ZM118 172V171H117ZM122 172V171H121ZM120 172V173H121ZM132 172V171H131ZM130 172V173H131ZM151 172V171H150ZM174 172H176V171H174ZM181 172V171H180ZM202 172V171H201ZM204 172H206V171H204ZM216 172V173H215ZM36 173V172H35ZM40 173V172H39ZM66 173V172H65ZM82 173V172H81ZM134 173V172H133ZM137 173V172H136ZM191 173V172H190ZM197 173V172H196ZM19 174V173H18ZM25 174V173H24ZM38 174V173H37ZM37 174H36V176H37ZM46 174V173H45ZM54 174V173H53ZM52 174V175H53ZM56 174V173H55ZM58 174V173H57ZM80 174V173H79ZM85 174H87V173H85ZM92 174H90V175H92ZM99 174H100V172H99ZM104 174V173H103ZM115 174V173H114ZM124 174V173H123ZM162 174V173H161ZM173 174V173H172ZM181 174V173H180ZM182 174H183V172H182ZM182 174H181V177H182ZM203 174H205V173H203ZM23 175V174H22ZM27 175H28V173H27ZM39 175V177H40V174H38ZM65 175V174H64ZM83 175V174H82ZM102 175V174H101ZM105 175V174H104ZM138 175V174H137ZM154 175V174H153ZM156 175V174H155ZM160 175V174H159ZM175 175V174H174ZM177 175V174H176ZM184 175V174H183ZM193 175V174H192ZM192 175H191V177H192ZM196 175V174H195ZM205 175H207V174H205ZM47 177H48V175H46ZM51 176V175H50ZM55 176V175H54ZM72 176V175H71ZM86 176V175H85ZM93 176V175H92ZM95 176V175H94ZM100 176V175H99ZM112 176V175H111ZM111 176H107V177H109V178H111ZM114 176V175H113ZM117 176V175H116ZM140 176V175H139ZM168 176H169V173H168ZM171 176V175H170ZM198 176H199V171H198ZM203 176V175H202ZM208 176V175H207ZM214 176V175H213ZM218 176V175H217ZM74 178H75V176H73ZM72 177V178H73ZM120 177V176H119ZM146 177V176H145ZM180 177V176H179ZM184 177V176H183ZM185 177H187V176H185ZM191 177H189V178H191ZM201 177V176H200ZM30 178V177H29ZM46 178V177H45ZM52 178V177H51ZM54 178V177H53ZM61 178V177H60ZM69 178V177H68ZM81 178V177H80ZM96 178H97V176H96ZM141 178V177H140ZM157 178V177H156ZM178 178V177H177ZM207 178V177H206ZM47 179V178H46ZM46 179L44 180V181H46ZM57 179H58V177H57ZM79 179V178H78ZM83 179V178H82ZM94 179H95V177H94ZM116 179V178H115ZM128 179V178H127ZM164 179V178H163ZM168 179V178H167ZM170 179H171V177H170ZM194 179H196V178H194ZM204 179V178H203ZM207 179H209V178H207ZM215 179V177H213V179H211L210 178V180H213V182L215 181L214 180ZM16 180H18V179H16ZM35 180V179H34ZM108 180V179H107ZM112 180H113V177H112ZM118 179H116V181H117ZM136 180V179H135ZM134 180V181H135ZM138 180V179H137ZM159 180V179H158ZM174 180V179H173ZM206 180V179H205ZM33 181V180H32ZM41 181V180H40ZM52 181V180H51ZM53 181H56L55 179L53 180ZM68 181V180H67ZM105 181V180H104ZM115 181V182H116ZM129 181V180H128ZM20 182V181H19ZM70 182H71V180H70ZM75 182V181H74ZM87 182V181H86ZM93 182V181H92ZM99 182V181H98ZM123 182V181H122ZM131 182V181H130ZM148 182V181H147ZM164 182V181H163ZM46 183H47V181H46ZM57 183V182H56ZM69 183V182H68ZM101 184H102V182H100ZM104 183V182H103ZM109 183V182H108ZM124 183V182H123ZM136 183V182H135ZM138 183H140V182H138ZM165 183H167V182H165ZM168 183H170V182H168ZM177 183V182H176ZM175 183V184H176ZM215 183V182H214ZM217 183V182H216ZM20 184V183H19ZM21 184H23V182L21 183ZM43 184V183H42ZM45 184V183H44ZM51 186H49V187H52V184L51 183H49ZM48 184V185H49ZM60 184H61V182H60ZM59 184V185H60ZM73 184V183H72ZM78 184V182L76 183V185ZM81 184H83V183H81ZM131 184V183H130ZM133 184H134V182H133ZM142 184V183H141ZM159 184V183H158ZM162 184V183H161ZM197 184V183H196ZM199 184V183H198ZM203 184V183H202ZM211 184V183H210ZM218 184V183H217ZM47 184L46 185H44V186H48ZM71 184H69L68 186H70ZM80 185V184H79ZM99 185V184H98ZM172 185V184H171ZM174 185V184H173ZM207 185V184H206ZM214 185V184H213ZM16 186H18V185H16ZM29 186V185H28ZM28 186H25V187H28ZM34 185H32V187H33ZM56 186V185H55ZM54 186V187H55ZM67 186V188H69ZM74 186V185H73ZM85 186V185H84ZM83 186V187H84ZM106 186H108V185H106ZM129 186V185H128ZM141 186V185H140ZM182 186V185H181ZM203 186H204V184H203ZM212 186V185H211ZM215 186V185H214ZM218 186V185H217ZM35 187V186H34ZM53 187V188H54ZM58 187V186H57ZM78 186H76V188H77ZM86 187V186H85ZM90 187V186H89ZM102 187V186H101ZM113 187V186H112ZM136 187V186H135ZM162 187V186H161ZM160 187V188H161ZM166 187L167 186H164V188L166 189ZM172 187V186H171ZM192 187V186H191ZM219 187V188H220ZM19 188H20V186H19ZM18 188V189H19ZM31 188V187H30ZM48 188V187H47ZM46 188V189H47ZM52 188V189H53ZM56 188V187H55ZM71 188V187H70ZM100 188V187H99ZM123 188V187H122ZM138 188V187H137ZM148 188H149V186H148ZM174 188H175V186H174ZM179 188H180V186H179ZM178 188V189H179ZM182 188V187H181ZM193 188V187H192ZM198 188V187H197ZM204 188V187H203ZM215 188H216V186H215ZM214 188V189H215ZM219 188H218V190H219ZM42 189V188H41ZM78 189V188H77ZM87 189V188H86ZM89 189V188H88ZM103 189V188H102ZM112 189V188H111ZM116 189V188H115ZM201 189V188H200ZM20 190V189H19ZM38 190V189H37ZM45 190V189H44ZM57 190H58V188H57ZM65 190V189H64ZM68 190V189H67ZM71 190H72V188H71ZM76 190V189H75ZM85 190V189H84ZM99 190V189H98ZM136 190H138V189H136ZM164 190V189H163ZM167 190H169V189H167ZM172 190V189H171ZM207 190V189H206ZM16 191V190H15ZM28 191V190H27ZM34 191V190H33ZM43 191V190H42ZM56 191V190H55ZM61 191H62V189H61ZM69 191V190H68ZM87 191V190H86ZM85 191V192H86ZM89 191H91V190H89ZM95 191V190H94ZM118 191V190H117ZM123 191H124V189H123ZM133 191H135V190H133ZM154 191V190H153ZM176 191H177V188H176ZM205 191V190H204ZM18 192V191H17ZM36 191H34V193H35ZM48 192V191H47ZM53 192V191H52ZM82 192H83V189H82ZM136 192V191H135ZM159 192V191H158ZM164 192H165V190H164ZM167 192H169V191H167ZM172 192V191H171ZM170 192V193H171ZM174 192V191H173ZM217 192V191H216ZM218 192H220V191H218ZM49 193H51V192H49ZM48 193V194H49ZM66 193V192H65ZM72 193V192H71ZM71 193H70V195H71ZM77 193H78V191H77ZM84 193V192H83ZM82 193V194H83ZM90 193V192H89ZM108 193V192H107ZM122 193H124V192H122ZM138 193V192H137ZM136 193V195H138ZM160 193H162L163 195H164V193H163V191L162 192H160ZM185 193H186V191H185ZM47 194V195H48ZM76 194V193H75ZM74 194V195H75ZM129 194V193H128ZM128 194H126V195H128ZM145 194V193H144ZM161 194V195H162ZM174 194V193H173ZM172 194V195H173ZM176 194H178V192L177 193H175V195ZM182 194V193H181ZM208 194V193H207ZM18 195V194H17ZM50 195V194H49ZM52 195H53V193H52ZM56 195V194H55ZM66 195V194H65ZM65 195H63V196H61L62 198L65 196ZM77 195V194H76ZM97 195V194H96ZM95 195V196H96ZM101 195V194H100ZM103 195V194H102ZM125 195V196H126ZM133 195V194H132ZM148 195V194H147ZM179 195H180V192H179ZM200 195V194H199ZM220 195V194H219ZM31 196H32V194H31ZM35 196L37 197V195L35 194ZM68 196H69V193H68ZM72 196V195H71ZM90 196H91V194H90ZM94 196V195H93ZM134 196V195H133ZM178 196V195H177ZM16 197V196H15ZM34 197V196H33ZM40 197V196H39ZM70 197V196H69ZM77 197V196H76ZM86 197V196H85ZM104 197V196H103ZM109 197H111L110 195H109ZM115 197V196H114ZM130 197V196H129ZM158 197V196H157ZM168 197V196H167ZM175 197V196H174ZM202 198H203V196H201ZM209 197V196H208ZM212 197V196H211ZM218 197V196H217ZM216 197V198H217ZM45 198H46V196H45ZM51 198V197H50ZM49 198V199H50ZM66 198H67V196H66ZM88 198H89V195H88ZM92 198H94V197H92ZM113 198V197H112ZM111 198V199H112ZM126 198H128V196L126 197ZM131 198V197H130ZM141 199H142V196L140 197ZM160 198V197H159ZM163 198H164V196H163ZM176 198V197H175ZM182 198V197H181ZM185 198V197H184ZM187 198H189V197H187ZM194 198H197L196 197V195H195V197ZM206 198H207V195H206ZM31 199V198H30ZM37 199V198H36ZM70 199V198H69ZM68 199V200H69ZM81 199V198H80ZM94 199H96V198H94ZM118 199V198H117ZM132 199H134V198H132ZM132 199H131V201H132ZM152 199V198H151ZM165 199V198H164ZM211 199V198H210ZM218 199V198H217ZM216 199V200H217ZM22 200V199H21ZM38 200V199H37ZM40 200V199H39ZM50 200H53V199H50ZM71 200V199H70ZM76 200V199H75ZM89 200H91V198L89 199ZM88 200V201H89ZM93 200V199H92ZM92 200H91V203H94V202H92ZM99 200V199H98ZM98 200H94L95 202L96 201H98ZM153 200V199H152ZM163 200V199H162ZM167 200H168V198H167ZM167 200H164V201H167ZM175 200V199H174ZM197 200V199H196ZM202 200V199H201ZM213 200H214V197H213ZM219 200V199H218ZM218 200L216 201V202H218ZM221 200V199H220ZM31 201V200H30ZM83 201V200H82ZM104 201V200H103ZM116 201V200H115ZM130 201V200H129ZM129 201H127L128 202V204H130L129 203ZM143 201H144V199H143ZM185 201H187V200H185ZM191 201H192V199H191ZM190 201V202H191ZM194 201V200H193ZM203 201V200H202ZM208 201V200H207ZM211 201V200H210ZM23 202V201H22ZM34 202V201H33ZM46 202V204H47V201H45ZM68 202V201H67ZM79 202V201H78ZM86 202V201H85ZM114 202V201H113ZM112 202V203H113ZM136 202V201H135ZM135 202H134V205H135ZM163 202V201H162ZM189 202V203H190ZM215 202V203H216ZM71 203H73V201L71 202ZM90 203V204H91ZM105 203V202H104ZM144 203H146V201L144 202ZM149 203H151V201L149 202ZM165 203H167V202H165ZM164 203V204H165ZM169 203V202H168ZM168 203H167V206H168ZM174 203V202H173ZM31 204V203H30ZM50 204V203H49ZM52 204V203H51ZM51 204H50V206H51ZM67 204V203H66ZM69 204V203H68ZM74 204V203H73ZM72 204V205H73ZM110 204V203H109ZM114 204V203H113ZM127 204V205H128ZM147 204V203H146ZM171 204V203H170ZM169 204V205H170ZM181 204H182V201H181ZM214 204V203H213ZM37 205V204H36ZM35 205V206H36ZM39 205V204H38ZM54 205V204H53ZM52 205V206H53ZM85 205V204H84ZM98 205V204H97ZM96 205V206H97ZM106 205V204H105ZM111 205V204H110ZM153 206H154V203L152 204ZM176 205V204H175ZM190 205H191V203H190ZM189 205V206H190ZM203 205V204H202ZM210 205H212V204H210ZM217 205V204H216ZM24 206V205H23ZM40 206V205H39ZM49 206V207H50ZM112 206V205H111ZM117 206H120V205H118L117 204ZM123 206V205H122ZM136 206V205H135ZM134 206V207H135ZM149 206V205H148ZM165 206V205H164ZM173 206V205H172ZM181 206V205H180ZM185 206H186V204H185ZM184 206V207H185ZM189 206L187 207V208H189ZM197 206V205H196ZM200 206V205H199ZM205 206V205H204ZM204 206H203V208H204ZM214 206V205H213ZM32 207V209H33V206H31ZM67 207V206H66ZM75 207V206H74ZM80 207V206H79ZM85 207V206H84ZM93 207V206H92ZM98 207V206H97ZM113 207V206H112ZM125 207V206H124ZM130 207V206H129ZM140 207V206H139ZM145 207V206H144ZM184 207L182 208V206H181V208L184 210ZM208 207V206H207ZM39 208V207H38ZM51 208V207H50ZM94 208V207H93ZM102 208V207H101ZM100 208V209H101ZM114 208V207H113ZM120 208V207H119ZM155 208V207H154ZM158 208V207H157ZM165 208H167V207H165ZM173 208V207H172ZM172 208H170V211H171V209ZM180 208V209H181ZM186 208V207H185ZM196 208H199V207H196ZM218 208V207H217ZM36 209V208H35ZM35 209H33L34 211H35ZM97 209V208H96ZM95 209V210H96ZM99 209V211H101ZM109 209H111V207H109ZM118 209V208H117ZM121 209V208H120ZM143 209V208H142ZM145 209V208H144ZM160 209V208H159ZM167 209H169V208H167ZM167 209H165V210H167ZM179 209V208H178ZM190 209V208H189ZM211 209V208H210ZM215 209V208H214ZM53 210H54V208H53ZM78 210V209H77ZM90 210H93L92 208L90 209ZM115 210V209H114ZM125 210V209H124ZM128 210H129V208H128ZM155 210V209H154ZM164 210V211H165ZM176 210V209H175ZM206 210V209H205ZM216 210V209H215ZM214 210V211H215ZM218 210V209H217ZM231 210H235V220H233V221H235L236 222V231H235V235H233L232 236V234L230 233V229H232L231 227H229V225H231L230 224V221H231V219H232V211ZM1 211V210H0ZM39 211V210H38ZM37 211V212H38ZM55 211V210H54ZM111 211H113V209L111 210ZM121 211V210H120ZM136 211V210H135ZM139 211V210H138ZM142 211V210H141ZM145 211V210H144ZM159 211V210H158ZM160 211H161V209H160ZM178 211V210H177ZM186 211H188V210H186ZM193 211H194V209H193ZM192 211V212H193ZM199 211V210H198ZM209 211V210H208ZM29 212V211H28ZM36 212V213H37ZM56 212V211H55ZM54 212V213H55ZM77 212V211H76ZM130 213H131V211H129ZM163 212V211H162ZM176 212V211H175ZM180 212H182V210H180ZM196 212V211H195ZM217 212V211H216ZM42 213H43V210H42ZM72 213H73V211H72ZM71 213V214H72ZM115 213L116 212H113V214L115 215ZM136 213V212H135ZM153 213V212H152ZM184 213V212H183ZM186 213H188V212H186ZM186 213H184V214H186ZM198 213V212H197ZM205 213H207L206 211H205ZM209 213V212H208ZM29 214H31V212L29 213ZM33 214V213H32ZM69 214H70V211H69ZM68 214V215H69ZM70 214V215H71ZM77 214V213H76ZM100 214V213H99ZM126 214H128V213H126ZM160 214V213H159ZM158 214V215H159ZM175 214V213H174ZM177 214V213H176ZM196 214V213H195ZM199 214V213H198ZM204 214V213H203ZM213 214H216V213H214L213 212ZM25 215H27V214H25ZM66 215V214H65ZM101 215V214H100ZM105 215H107L106 213H105ZM104 215V216H105ZM116 215H117V213H116ZM119 215V214H118ZM146 215V214H145ZM145 215H144V217H145ZM172 215V214H171ZM171 215H169V216H171ZM179 215V214H178ZM55 216V215H54ZM72 216V215H71ZM97 216V215H96ZM103 216V217H104ZM135 216H137L136 214H135ZM154 216H156V213H155V215ZM161 215H159V218H161L160 217ZM181 216V215H180ZM184 216V215H183ZM188 216V215H187ZM197 216V215H196ZM195 216V217H196ZM204 216V215H203ZM61 217V216H60ZM132 217V216H131ZM140 217V216H139ZM175 216H173V218H174ZM189 217H191V214H190V216ZM216 217V216H215ZM32 218H33V216H32ZM75 218V217H74ZM79 218V217H78ZM78 218H77V220H78ZM88 218V217H87ZM146 218V217H145ZM165 218H168V217H165ZM183 218V217H182ZM197 218V217H196ZM200 218V217H199ZM202 218V217H201ZM234 218V217H233ZM41 219H43V218H41ZM57 219V218H56ZM67 219V218H66ZM82 219V218H81ZM89 219H90V216H89ZM95 219V218H94ZM124 219V218H123ZM128 219H130V218H128ZM138 219H140V218H138ZM195 219V218H194ZM207 219V218H206ZM213 219V218H212ZM220 219V218H219ZM69 220V219H68ZM75 220V219H74ZM132 220V219H131ZM159 220V219H158ZM168 220V219H167ZM173 220V219H172ZM175 220V219H174ZM184 220V219H183ZM187 220V219H186ZM185 220V221H186ZM196 220V219H195ZM31 221V220H30ZM29 221V222H30ZM38 221L40 222V220L38 219ZM54 221V220H53ZM70 221V220H69ZM76 221V220H75ZM79 221V220H78ZM88 221V220H87ZM91 221H94V220H92V217H91ZM98 221V220H97ZM99 221H101V220H99ZM156 221V220H155ZM177 221V220H176ZM181 221V220H180ZM192 221V220H191ZM198 221V220H197ZM199 221H201V220H199ZM208 221H211V220H208ZM232 221V222H233ZM36 222H37V220H36ZM38 222V223H39ZM85 222V221H84ZM107 222V221H106ZM131 222V221H130ZM148 222V221H147ZM175 222V221H174ZM217 222H219V221H217ZM47 223V222H46ZM56 223V222H55ZM65 223H66V221H65ZM75 223V222H74ZM73 223V224H74ZM78 223V222H77ZM139 223V222H138ZM171 223H173V222H171ZM182 224H183V222H181ZM195 224H196V221L194 222ZM200 223V222H199ZM203 223V222H202ZM221 223V224H222ZM37 224V223H36ZM35 224V225H36ZM42 224V223H41ZM44 224H45V222H44ZM44 224H43V226H44ZM53 224V223H52ZM51 224V225H52ZM58 224L60 225V223L58 222ZM67 224H68V221H67ZM80 224V223H79ZM88 224H89V222H88ZM92 224V223H91ZM95 224H96V222H95ZM115 224V223H114ZM117 224V223H116ZM132 224V223H131ZM155 224L157 225V223L155 222ZM168 224V223H167ZM176 224V223H175ZM179 223H177V225H178ZM186 224V223H185ZM189 224V223H188ZM211 224V223H210ZM37 225H39L40 226V223L39 224H37ZM46 225V224H45ZM50 225V224H49ZM84 225V224H83ZM105 225H109V224H105ZM111 225H112V223H111ZM126 225V224H125ZM135 225H137L136 223H135ZM134 225V226H135ZM198 225V224H197ZM206 225H209V224H206ZM33 226V225H32ZM61 226H62V224H61ZM65 226H66V224H65ZM78 226V225H77ZM77 226L75 227V228H77ZM86 226V225H85ZM85 226H83V227H85ZM88 226H90V225H88ZM96 226V225H95ZM104 226V225H103ZM132 226V225H131ZM161 226H163V224L161 225ZM180 226V225H179ZM183 226V225H182ZM185 226H187V225H184L183 227H185ZM192 226V225H191ZM204 226V225H203ZM215 227H216V225H214ZM73 227V226H72ZM79 227H82V226H78V228ZM91 227H92V225H91ZM105 227V226H104ZM109 227V226H108ZM114 227H115V225H114ZM124 227V226H123ZM150 227V226H149ZM156 227V226H155ZM158 228L157 229H159V231L158 232H161L160 231V229L161 228H163V227H161V228H159V225L157 226ZM211 228H212V226H210ZM214 227V228H215ZM34 228H35V226L33 227V230H34ZM39 228V227H38ZM52 228V227H51ZM87 228V226L85 227V229ZM99 228H101V226L99 227ZM119 228V227H118ZM151 228V227H150ZM175 228V227H174ZM192 228V227H191ZM209 228V227H208ZM220 228V227H219ZM37 228H35V230H36ZM43 229H45V228H43ZM73 229V228H72ZM98 229V228H97ZM105 229H106V227H105ZM111 229V228H110ZM115 229V228H114ZM113 229V230H114ZM134 229V228H133ZM137 229V228H136ZM135 229V231H137V230H139V229H137L136 230ZM156 229V228H155ZM154 229V230H155ZM173 229V228H172ZM223 229V228H222ZM34 230V231H35ZM46 230V229H45ZM48 230H49V228H48ZM53 230V229H52ZM83 230L84 229H82L81 231H82V233H83ZM86 230H89V229H86ZM98 230H100V229H98ZM102 230V229H101ZM100 230V231H101ZM117 230V229H116ZM119 230V229H118ZM163 230H165V229H163ZM169 230V229H168ZM187 230V229H186ZM190 230H192V229H190ZM196 230H198L197 229V227H196ZM206 230V229H205ZM204 230V231H205ZM29 232H30V230H28ZM33 231V232H34ZM43 231V230H42ZM54 231V230H53ZM95 231H97V230H95ZM94 231V232H95ZM99 231V232H100ZM106 231V230H105ZM115 231V230H114ZM121 231V230H120ZM134 231V232H135ZM173 231V230H172ZM172 231H170V232H172ZM175 231V230H174ZM183 231V230H182ZM199 231H200V229H199ZM57 232V231H56ZM85 232V231H84ZM98 232V233H99ZM110 232V231H109ZM122 232H124V231H122ZM155 232V231H154ZM179 232V231H178ZM210 232H212V231H210ZM50 233V232H49ZM52 233V232H51ZM57 233H59V232H57ZM60 233H62L61 231H60ZM75 233V232H74ZM78 232H76L75 234H77ZM88 233V232H87ZM89 233H91V232H89ZM88 233V234H89ZM97 233V232H96ZM95 233V234H96ZM105 233V232H104ZM111 233H113V231L111 232ZM118 233V232H117ZM125 233V232H124ZM148 233H151V232H148ZM156 233V232H155ZM162 233H163V231H162ZM172 233H174V232H172ZM175 233H177V230H176V232ZM174 233V234H175ZM179 233H181L182 234V232H179ZM184 233V232H183ZM200 233V232H199ZM44 234V233H43ZM45 234H46V236H47V233L45 232ZM55 234V233H54ZM63 234V233H62ZM94 234V233H93ZM92 234V235H93ZM94 234V235H95ZM108 234H110V233H108ZM153 234V233H152ZM165 234H167V233H165ZM180 234V235H181ZM207 234V233H206ZM210 234H212V233H210ZM231 234V235H230ZM34 235V234H33ZM73 235V234H72ZM83 235H85V234H83ZM119 235V234H118ZM117 235V236H118ZM129 235V234H128ZM130 235H131V233H130ZM142 235V234H141ZM154 235V234H153ZM169 235H170V233H169ZM192 235V234H191ZM217 235V234H216ZM223 234H221V236H222ZM35 236V235H34ZM50 236V235H49ZM91 236V235H90ZM99 236H100V233H99ZM110 236V235H109ZM112 236V235H111ZM114 236H116V235H114ZM113 236V237H114ZM120 236V235H119ZM122 236H124V235H122ZM137 236V235H136ZM156 236H157V234H156ZM163 236V235H162ZM175 237H176V235H174ZM183 236V235H182ZM207 236V235H206ZM209 236V235H208ZM48 237V236H47ZM55 237V236H54ZM84 237V236H83ZM92 237V236H91ZM91 237H89V238H91ZM101 237H102V233H101ZM127 237V236H126ZM154 237H155V235H154ZM159 237H161V236H159ZM167 237H169V236H167ZM170 237H172V236H170ZM210 237V236H209ZM45 238V237H44ZM50 238H51V236H50ZM56 238V237H55ZM77 238H78V236H77ZM82 238V237H81ZM92 238H94V237H92ZM97 238V237H96ZM112 238V237H111ZM117 238V237H116ZM119 239H120V237H118ZM129 238V237H128ZM158 238V237H157ZM185 238H186V236H185ZM193 238V237H192ZM212 238V237H211ZM216 238H218V237H216ZM52 239V238H51ZM66 240H67V238H65ZM79 239V238H78ZM85 239V238H84ZM138 239V238H137ZM152 239H153V237H152ZM152 239H151V241H152ZM159 239V238H158ZM158 239H155L156 241L158 240ZM197 239V238H196ZM215 239V238H214ZM43 240V239H42ZM58 240H59V237H58ZM90 240V239H89ZM89 240H87V241H89ZM99 240V239H98ZM101 240V239H100ZM108 240V239H107ZM110 240V239H109ZM108 240V241H109ZM116 240V239H115ZM121 240H122V238H121ZM144 240V239H143ZM154 240V239H153ZM185 240V239H184ZM187 240V239H186ZM192 240V239H191ZM218 240H219V238H218ZM46 241V240H45ZM49 241V240H48ZM84 241V240H83ZM93 241V240H92ZM96 241H97V239H96ZM118 241V240H117ZM124 241H126V240H124ZM132 241V240H131ZM134 241V240H133ZM132 241V242H133ZM156 241H154V243L155 244H157L156 243ZM159 241H161V239H159ZM168 241V239L167 240H165V242H167ZM174 241V240H173ZM183 241V240H182ZM199 241V239H197V242ZM201 241V240H200ZM213 241V240H212ZM43 242V241H42ZM50 242V241H49ZM55 242H56V240H55ZM94 242V241H93ZM116 242V241H115ZM122 242V241H121ZM129 242V241H128ZM135 242V241H134ZM158 242V241H157ZM162 242V241H161ZM176 242H178V241H176ZM218 242V243H219ZM59 243V242H58ZM68 243V242H67ZM69 243H71V241L69 242ZM113 243V242H112ZM127 243V242H126ZM142 243V242H141ZM151 243V242H150ZM159 243V242H158ZM164 243V242H163ZM169 243V242H168ZM192 243H193V241H192ZM200 243V242H199ZM60 244V243H59ZM75 244V243H74ZM82 244V243H81ZM86 244H88V243H86ZM93 244V243H92ZM100 244H102V243H100ZM109 244V243H108ZM123 244V243H122ZM125 244V243H124ZM132 244V243H131ZM153 244V243H152ZM154 244V245H155ZM160 244V243H159ZM159 244H157V245H159ZM171 244V243H170ZM174 244V243H173ZM181 244V243H180ZM184 244V243H183ZM201 244V243H200ZM207 244H209V243H207ZM44 245V244H43ZM85 245V244H84ZM89 246H90V244H88ZM88 245H86V246H88ZM98 244H97V242H96V246H97ZM126 245V244H125ZM124 245V246H125ZM163 245V244H162ZM182 245V244H181ZM220 245V244H219ZM55 246H57V245H55ZM67 246V245H66ZM65 246V247H66ZM85 246V247H86ZM88 246V247H89ZM93 246V245H92ZM95 246V247H96ZM121 246V245H120ZM127 246H129V244H127ZM159 246H161V245H159ZM165 245H163L162 247H164ZM171 246V245H170ZM183 246V245H182ZM30 247V246H29ZM36 247V246H35ZM51 248H52V246H50ZM62 247V246H61ZM60 247V248H61ZM83 247V246H82ZM81 247V248H82ZM94 247V248H95ZM112 247V246H111ZM134 247V246H133ZM145 247V246H144ZM161 247V248H162ZM176 247V246H175ZM178 247H180V246H178ZM196 247V246H195ZM202 247V246H201ZM209 247V246H208ZM212 247V245L209 247V248H211ZM46 248V247H45ZM51 248H49V249H51ZM57 248V247H56ZM67 249H68V247H66ZM73 248V247H72ZM79 248V247H78ZM84 248V247H83ZM91 247H89V248H87V250L88 249H90ZM99 248V247H98ZM121 248V247H120ZM127 248V247H126ZM142 248V247H141ZM155 248H156V245H155ZM158 248V247H157ZM173 248V247H172ZM182 248V247H181ZM183 248H184V246H183ZM199 248V247H198ZM214 248V247H213ZM32 249V248H31ZM54 249V248H53ZM99 249H101V248H99ZM113 249H114V247H113ZM140 249V248H139ZM151 249H153V246L151 247ZM165 249H167V248H165ZM164 249V250H165ZM169 249V248H168ZM167 249V250H168ZM187 249V248H186ZM203 249H205V248H203ZM218 249V248H217ZM75 250V249H74ZM103 250V249H102ZM127 251H128V248L126 249ZM135 250H137V249H135ZM154 250V249H153ZM193 250V249H192ZM207 250L209 251V249L207 248ZM214 250H216V249H214ZM42 251V250H41ZM77 251H78V249H77ZM90 251V250H89ZM150 251V250H149ZM155 251V250H154ZM171 251V250H170ZM173 251V250H172ZM171 251V252H172ZM183 251H184V249H183ZM206 251V250H205ZM217 251V250H216ZM216 251H215V253H216ZM219 252H220V249L218 250ZM218 251H217V254H220V253H218ZM65 252V251H64ZM63 252V253H64ZM142 252V251H141ZM146 252V251H145ZM159 252V251H158ZM165 252H167V251H165ZM168 252H169V250H168ZM167 252V253H168ZM185 252H187V251H185ZM210 252V251H209ZM208 252V253H209ZM212 252V251H211ZM59 253V252H58ZM57 253V254H58ZM74 253V252H73ZM73 253H71V254H73ZM89 253H93V252H89ZM100 253V252H99ZM104 253V252H103ZM135 253V252H134ZM133 253V254H134ZM174 253V252H173ZM188 253V252H187ZM197 253V252H196ZM204 253V252H203ZM54 254V253H53ZM65 254V253H64ZM69 253H67V255H68ZM101 254V253H100ZM107 254H108V252H107ZM151 254V253H150ZM171 254V253H170ZM182 254V253H181ZM186 254V253H185ZM192 254H194V251L192 252ZM40 255V254H39ZM56 255V254H55ZM59 255V254H58ZM63 255V254H62ZM110 255V254H109ZM140 255V254H139ZM176 255V254H175ZM178 255V254H177ZM207 255V254H206ZM205 255V256H206ZM209 255V254H208ZM212 255H213V258H214V253L212 252ZM46 256V255H45ZM50 256H53V255H50ZM49 256V257H50ZM64 256V255H63ZM69 256H71V258H73L72 257V255H69ZM91 256V255H90ZM100 256V255H99ZM141 256V255H140ZM148 256V255H147ZM152 256V255H151ZM156 256V254L153 256V257H155ZM168 255H165V257H167ZM188 256V255H187ZM191 256V255H190ZM204 256V255H203ZM62 257V256H61ZM75 254H74V259H75ZM87 257V256H86ZM92 257V256H91ZM95 257V256H94ZM108 257V256H107ZM150 257V256H149ZM169 257H170V255H169ZM175 256H173V258H174ZM183 257V256H182ZM207 257H209V256H207ZM216 257V256H215ZM57 258V257H56ZM59 258V257H58ZM65 258V257H64ZM70 258V259H71ZM81 259H82V257H80ZM83 258H84V256H83ZM88 258V257H87ZM97 258V257H96ZM102 258V257H101ZM160 258V257H159ZM184 258H185V256H184ZM183 258V259H184ZM188 258V257H187ZM190 258V257H189ZM193 258V257H192ZM195 258V257H194ZM197 258V257H196ZM209 258H211V257H209ZM209 258L207 259L208 261L207 262H210V261H213V260H209ZM45 259H46V257H45ZM52 259H53V257H52ZM78 259V258H77ZM80 259V261L82 262L83 260H81ZM89 259H91V258H89ZM99 259H100V257H99ZM98 259V260H99ZM107 259V258H106ZM150 259V258H149ZM153 259V258H152ZM170 259V258H169ZM186 259V258H185ZM191 259V258H190ZM215 259V258H214ZM215 259V260H216ZM219 259V260H220ZM49 260H50V258H49ZM57 260V259H56ZM109 260H110V258H109ZM108 260V261H109ZM161 260V259H160ZM178 260V259H177ZM182 260V259H181ZM189 260V259H188ZM193 260V262H194V259H192ZM191 260V261H192ZM205 260V259H204ZM215 260H214V263H217V262H215ZM51 261V260H50ZM58 261V260H57ZM60 261V260H59ZM74 261V260H73ZM102 261H103V259H102ZM162 261V260H161ZM168 261V260H167ZM171 261H174V260H171ZM86 262H87V260H86ZM91 261L89 260V263H90ZM99 262V261H98ZM106 262L107 261H105V264H106ZM129 262V261H128ZM165 262V261H164ZM175 262H176V260H175ZM196 262V261H195ZM47 263V262H46ZM54 263V262H53ZM59 263V262H58ZM94 263V262H93ZM120 263H121V261H120ZM132 263V262H131ZM130 263V264H131ZM179 263V262H178ZM199 263H200V260H199ZM42 264V263H41ZM50 264H52V263H50ZM62 264H64V263H62ZM92 264V263H91ZM102 264V263H101ZM114 264V263H113ZM117 264V263H116ZM172 264H173V262H172ZM175 264V263H174Z\"/></svg>",
    "mask_w": 264,
    "mask_h": 264
}]
</instances>
